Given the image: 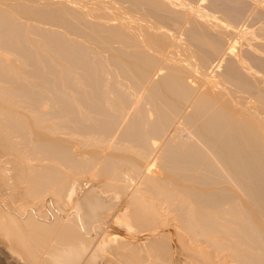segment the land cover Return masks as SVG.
<instances>
[{
    "label": "rangeland",
    "instance_id": "374dc122",
    "mask_svg": "<svg viewBox=\"0 0 264 264\" xmlns=\"http://www.w3.org/2000/svg\"><path fill=\"white\" fill-rule=\"evenodd\" d=\"M70 1V2H69ZM97 1V2H96ZM103 3H102V2ZM136 1V2H135ZM157 1H158V3H157ZM157 1H155V0H76V2H75V0L73 1V0H0V14L2 13V14H4L3 16L5 17L6 15H7V18H10V19H7V20H13V22L15 23H12L13 25L11 26L8 22H7V20H6V18H4V19H2V20H4L5 21V23L3 22V23H1V21H0V45H3V46H5V50L6 49H8L9 47V49L10 50H12L13 49V47L15 48V50L17 51V53H19L22 57H24V58H22L20 55V58H22V63L24 64V62L26 63L25 65H27V66H25V65H22L21 64V61H19L20 60V58L19 59H16V57L13 55V54H10V58H11V60H10V62L8 63H6V61H2L1 60V58H0V63L2 64V65H0L1 67H0V70L2 69V67L4 66V67H6L5 69H8L9 67H12V70H9L8 72H7V70H1L0 71V76H1V79H0V91H1V88H2V90H3V88L5 89V90H3V91H5V94H3V91L2 92H0V94H3V95H0V102H2V99H3V101H5L7 98L9 99V100H12L13 102L15 101V104H12V105H9L10 103L9 102H11V101H9V102H7V104H2V103H0V107L2 106L3 108L1 109L0 108V113H2L1 115L2 116H4L5 115V117H7V118H4V117H1L0 116V120H2V122H3V119H5L4 121L6 122L7 121V124H12V123H14V121L12 122V121H10V120H12V118H10V116L12 117L13 116V119H15V117H16V120H18V118L17 117H19L20 119V122H19V120L18 121H16L15 120V122L17 123H15V125L14 124H12L11 125V128H9V126L6 128L5 127V125L7 126V124L5 123V122H3V123H5V125L3 124H1L0 126H3L2 127V130L4 131H7L8 133H10L11 134V131H16L17 132V129H18V133L20 132V131H23V132H21V135H22V133H24L23 135H25L28 131H30L31 129V131L30 132H28L27 133V135L29 134V133H31V134H29V135H32V136H29L28 135V137H27V135L25 136V137H23V136H20L19 134H17L18 135V139H20V141H19V146L20 147H22L23 146V148H25V147H27L28 149L31 147V148H33V150L32 149H30V150H28V149H26V151L22 148V150H21V148L19 147V148H17L16 146H18V144L16 143V145H15V143H13L15 140H16V138L15 137H17V135H15V133L16 132H12V134L10 135L9 134V136H7V132H5V134H6V136H5V134L3 133V132H0V133H3V135L5 136V139H4V137L2 136V134H1V136H0V168H3V167H6V169H5V172H2V170L0 169V231L2 230V228L1 227H5V229H6V227H8L9 228V226L11 225V224H13V223H11L12 222V220H11V224L9 223V222H7V220H5V219H10V217L12 218L13 216L15 217L16 216V218H19L18 220H21V218L23 217V215L25 214V213H27V214H25L24 215V217L22 218V221L24 220V221H27V220H29V217H30V219H32L33 217V219H35L36 220V218L37 219H39V220H37L38 222L41 220V222H44L45 223V221H46V223H53L54 221H55V218L53 217L54 215H52L53 213H51V212H53V209H56V210H60V211H64L66 208L68 209V205L66 206V202H64V201H62V200H59V198L56 196V195H54L53 193H51L52 191H50V190H47V191H45L46 189L45 188H41V189H39L38 187H37V190H35V187L36 186H39V184L37 183V181L39 180H43V181H45V178H47L46 180H48L49 181V177L48 176H45V175H43L44 173H46L47 171H50V170H52V169H50V170H48L49 168H45L46 166L48 167H50V165H52L53 164V166H55V168H56V170L54 171V174L52 175L53 177H56V175H57V173L58 172H60L66 165L64 164V163H66L67 161H68V163H67V165L69 164L70 165V159H73V158H75L74 159V161L72 160L71 162H75L74 163V166L75 165H77V167L76 168H74L73 167V165L71 166L70 165V169H71V167H73L74 169H77L78 167V170L79 171H81V172H79L80 174H77L78 173V170H75V172H76V174L73 172L74 171V169L72 170H70L69 168L67 169V167H66V169L64 170V171H67V170H70L71 171V173L73 172V174L71 175V173L69 172V171H67L66 173H69L68 175L66 174V173H63V174H66L67 176H66V178H65V175H61V172L60 173H58V175H61V176H58L57 175V177H59V180H61V178L60 177H62V176H64V178L67 180V178H68V181H66V183L67 182H69V181H71V185L69 186V184L65 187L64 186V189L65 190H69L70 192L72 191L73 193H72V197L71 198H73V197H75L74 195H81L82 194V192H84L85 190H89L90 191V189H92L91 190V192L94 190L93 188H96L95 189V191L97 192V193H99L103 198H105V196H106V200L107 201H109L110 202V204H111V206H112V210L113 211H115V212H113L112 210H110L108 213V216H111V214L113 215V216H115V214L114 213H116V214H118V213H120L119 215H117V216H115V217H118V219L119 220H117V218H116V222H121V221H125V223H123V222H121V224H115L116 222H114V224H112L113 222L112 221H114L115 220V218L113 219H109V221L110 222H108L107 221V223H97V224H95L96 226H97V228H95V230L92 232L93 233V235H92V233H91V235H88V236H90V237H94V235H95V237L91 240L92 242H93V240H95L96 242L99 240H101L100 241V244L97 242H93V244H92V242H91V245H90V247L91 246H93V248H94V250H92V247H91V249H90V247H89V249H88V251L86 252V255L88 256V259L86 260V255L84 254L83 256H85V257H81L80 259H81V262L78 260V262H79V264L81 263V264H86L87 262H88V260L90 259L91 260V262H88L89 264H144L145 262H147L149 259V261H148V263L147 264H153V260H155L154 261V264H158V261H161L162 262V264H208L209 263V261H207L208 259H209V255H214V254H212V251L210 252V251H208V252H210L209 253V255H208V252H207V250H210V249H212V250H214L213 251V253L215 252V253H218V252H216V249H215V247L213 248H209L208 249V247H206V252H207V254L205 253V249H202V251H203V254H200V253H195V255L193 254H190V255H188L187 254V252H188V250H186V248H187V246H185V245H182L183 246V248H185L184 250H183V248H182V246L180 245V247H179V245H178V241H176L175 239H174V237H172V236H170V235H167V236H165V238H162L161 239V237L163 236V233H162V230H164L165 228L163 227L164 225L161 223L160 225H162V226H160L162 229H160V227H159V235L161 234L162 236H160V238H158V236H157V234L155 235L156 237H157V239H155L154 238V240H153V236H147V234L149 233V230H148V228H146L148 231H147V234H146V229H145V227H148V226H145L144 228H138V226H137V223L134 221V219H132V218H134V217H131L132 215L134 216V214L136 213V211H138L140 208L141 209H143V207H144V205L146 206V204H147V202L146 201H150V200H147V199H149V197L150 196H152L150 199H151V201L153 200V199H155V201L157 202V197H158V195H159V193H160V191H161V189L163 188H165L167 185H166V183L165 182H167V181H164L163 179H164V177H165V179H167L168 177L170 178V179H172L173 177H175V176H172L173 174H172V171L174 172V174H175V172L177 173V172H179V173H177V174H175V175H177L178 177H180V178H178L179 180L180 179H183V176L185 177V178H187V177H189V179H191V180H189V181H193V182H195L194 183V185H195V187H198V188H202V189H204V190H211V189H213V192H214V189H216L215 191L217 192L218 190V188H220V187H222V186H224L225 188H227V190L225 191L227 194H225V192L223 191V190H220V191H222V193L223 194H221L220 195V193L218 194V197H212V198H217L216 200V204L221 200L222 201V199H223V202H221V203H225V205L223 204V207H221L222 205H220V207H219V209L221 208V210H225V208L228 210H226L225 212H229V214H228V216L229 217H227L226 218V221H227V223H226V221H224L225 223H226V226H228L230 229L232 228H237V223L234 225V223H231L232 225L231 226H229L230 225V222H228V221H231V222H234V221H232L231 219H230V217L232 216V215H234V214H236V213H238L239 215H240V213H242V211L244 210V213H245V211H246V214H244V213H242L241 215H242V218H243V224L245 225L244 227L246 228H243V225H242V228L241 229H243L244 231L243 232H241V233H243L242 235H244V239H242V241L244 242H246V240L247 239H249V240H247L248 242L247 243H242L241 242V238H239V241H237V242H239L240 244L242 243L243 245H244V247H247L246 246V244H248V246L250 247V243H251V245L252 244H256V246H254V247H256V248H254L253 246H251L252 248H249V249H247V248H244V247H242L241 245H240V247H242V249L239 247V244H236L235 245V247H236V249H238L239 251H240V249L242 250V253L240 254V252H236V254H238L239 256H237V255H235V256H237L236 258L233 256L234 254L230 251V250H228V252H227V250H225V258H229L227 261H228V263L229 264H264V245L262 246V244H264V242H263V238H264V230H262L263 228H262V225H261V227L260 226H258V224L260 225V223L261 224H263L264 223V220H260V219H262V215H260V213H259V210L261 209V208H259V206H261L262 207V210H263V208H264V202H262V200L261 199H257L258 200V202H257V205H256V200L254 199V198H252V199H250L251 197H250V195H249V190H245L246 189V187L247 188H249L250 190H252L254 193H260V192H263V189H264V180L263 181H255V182H249V183H243L244 184V186H246L245 187V189L243 190V191H241V190H238V189H235L234 188V186H233V184L231 183V181L230 180H228L229 182H230V184L228 183V181H227V183H224V182H222L223 180L221 179V177L222 176H230L229 174H232L231 175V177L233 178V176L235 177V174L236 173H234V172H236L235 171V169L233 168V167H231V168H229V169H225V166H223L222 168H223V170L222 169H220V168H217V166H215L213 169H210V170H208V171H206V169H208V167H209V165L211 164V165H214L215 164V162L217 161L216 160V157L218 156V160H219V155H214V156H216L215 158H211V157H209L208 155H206L205 154V156H204V154H203V156L201 157V155H200V153L198 154L200 157H201V159H200V161H199V158H198V155H197V157H196V155L195 154H197V153H193V147H195V146H198V148L199 149H201L200 150V152L202 153V152H205V151H207V150H209V149H207L209 146L208 145H205V147H204V145H201V143L200 142H198V140H197V142H194V136H191V132H190V130H188L189 128L187 127V126H191L192 124H190L189 125V122H187L188 121V118L192 115H194V116H196L198 113H199V115H203L204 114V112L205 111H203L202 109H201V111L198 109H196L195 110V108H198V107H200L199 105L201 104V99L203 98V96H205V95H208V96H212L211 97V100H212V98H213V100L211 101V103L213 102V103H217V104H213V108L212 109H210L209 110V113L210 114H212V113H214V112H217V113H214V115L216 116V114H217V116H219L221 113H222V115L224 114V112L225 111H227V113L225 112V116H228V117H230L231 116V118H232V120L233 119H235V118H237V120H240L241 118V120L240 121H242L243 120V122H244V120H245V118L246 117H249L251 114H255V116H262V119H263V121H264V99L262 100V98H264V0H157ZM163 1V2H162ZM165 1H166V4H165ZM173 2V3H171V2ZM180 1H182V2H180ZM67 2V3H66ZM90 2V3H89ZM143 2H144V4H143ZM161 2V3H160ZM169 4H168V3ZM185 2V3H184ZM73 3V4H72ZM75 3V4H74ZM78 3V4H77ZM84 3V4H83ZM152 3V4H151ZM68 4V5H67ZM80 4V5H79ZM105 4V5H104ZM139 4H141V5H139ZM160 4V5H159ZM165 4V5H164ZM170 4L171 5H173L172 7L170 6ZM178 4V5H177ZM182 4V5H181ZM185 4V5H184ZM189 6H188V5ZM85 5V6H84ZM92 5V6H91ZM98 5H99V8H102V9H99V8H97L98 7ZM110 5V6H109ZM147 5V6H146ZM159 7H158V6ZM169 7H168V6ZM71 6H72V8H71ZM80 6V7H79ZM154 6V7H153ZM161 6V7H160ZM82 7H86L85 8V10L82 8ZM94 7V8H93ZM105 7V8H104ZM117 7V8H116ZM158 7V8H157ZM163 7V8H162ZM166 7V8H165ZM16 8V9H15ZM82 8V9H81ZM89 9V10H86V9ZM96 8V9H95ZM151 8V9H150ZM152 8L153 9H155V11H157L158 12V17H164L165 19H163V23L161 24V22L159 21V23L157 22V27L159 28L161 25H162V27H160V29L159 30H156V32L157 31H159V32H157V34H156V32H155V34L154 35H152V36H154L153 38H152V36H151V38L152 39H154L153 41L155 42H157V43H159V44H161L160 42H161V40H164V39H170L171 41V43H174V45H178V47H181L180 49L178 48V47H174V46H171V47H165L164 48V54L162 53V55L163 56H160L161 54H156V53H154L153 51H150V50H146L147 49V47H141L140 45H139V47H138V44H137V42H136V40H133V37L131 36V32H129V34H128V32L127 31H129L130 29H129V25H131V26H135L136 25V23L138 24V22H140L139 21V19H138V21H136L137 20V18L139 17H141V19H143L144 20V22H143V20H142V23H140L141 25H146V20H152V21H154L155 19L153 18V17H151V14H149V13H147V15L145 14L146 13V11L147 10H152ZM157 8V9H156ZM161 8V9H160ZM169 8V9H168ZM171 8V9H170ZM179 8H180V10H179ZM186 8H188V9H186ZM91 9V10H90ZM104 9V10H103ZM112 9V10H111ZM115 9V10H114ZM159 9V10H158ZM184 9H185V11H184ZM201 9V10H200ZM94 10V11H93ZM102 12H101V11ZM122 10H123V12H122ZM163 10V11H162ZM36 11V12H35ZM81 13H80V12ZM85 11H87V12H85ZM90 11L92 12H97V13H90ZM99 11V12H98ZM112 11H118V12H115V13H117V15L119 16V18H117V16H115L116 14L114 13V12H112ZM124 11L125 12H127V13H125L124 14ZM136 11V12H135ZM160 11V12H159ZM170 11V12H169ZM180 11H182V12H180ZM187 11V12H186ZM190 11V12H189ZM78 12V13H77ZM83 12V13H82ZM85 12V13H84ZM88 12H89V15H88ZM105 12L107 13V14H105ZM108 12H109V15H110V13H111V15H113V14H115L114 16H111V17H109V19H108V17L107 16H109L108 15ZM123 13L122 15H123V17H125L124 15H129V16H127V18L129 17V20L127 19H123V17H121L122 15H121V13ZM202 14V16H200L201 14ZM42 13V14H41ZM129 13V14H128ZM131 13V14H130ZM133 13V14H132ZM161 13V14H160ZM189 13H191V14H189ZM195 13V14H194ZM197 13H199V14H197ZM77 14H78V16H80V17H78L77 16ZM85 16H84V15ZM95 14V15H94ZM136 14V15H135ZM34 15V16H33ZM43 15V16H42ZM45 15V16H44ZM59 15V16H58ZM92 15V16H91ZM121 15V16H120ZM182 15V16H181ZM204 15V16H203ZM38 16V17H37ZM47 16V17H46ZM75 16V17H74ZM89 16V17H88ZM94 16V17H93ZM102 18H101V17ZM134 17L133 19H135L134 21H131L130 19H132L131 17ZM37 17V18H36ZM44 17V18H43ZM82 17V18H81ZM99 17V18H98ZM137 17V18H136ZM198 17V18H197ZM78 18V19H77ZM105 18V21L103 20ZM107 18V19H106ZM114 18V19H113ZM148 18V19H147ZM154 20H153V19ZM66 19V20H65ZM69 20V22L71 21V22H73L72 24H71V22L69 23H67V21ZM75 19V20H74ZM81 19V20H80ZM90 19H93V20H90ZM101 19V20H100ZM42 20V21H41ZM74 20V21H73ZM113 20V21H112ZM118 20H121V22L120 21H118ZM162 20V19H161ZM45 21H47V22H45ZM65 21H66V23H65ZM75 21H77V22H75ZM91 21V22H90ZM102 21H103V23H102ZM116 21H118L119 23H121L120 25H119V23L118 22H116ZM155 21H158V20H155ZM154 21V22H155ZM106 24H105V23ZM112 22V23H111ZM117 23V24H113V23ZM126 23L127 22V24L128 23H130V24H124V23ZM134 22H136L135 24H134ZM8 23V24H7ZM52 23V24H51ZM54 23V24H53ZM57 23V24H56ZM76 23V24H75ZM78 23V24H77ZM123 23V24H122ZM73 24L76 26V25H78V26H76V28L74 29L73 28ZM114 26H113V25ZM164 24V25H163ZM72 26V27H70V26ZM117 25H119L118 27H117ZM121 25H123L122 26V28L124 27V25H125V29H127V31L126 32H124V28L122 29V28H120V26ZM160 25V26H159ZM83 26V27H82ZM78 27V28H77ZM114 27H115V29H114ZM128 27V28H127ZM146 27V26H145ZM18 28V29H17ZM90 28V29H89ZM120 28V29H119ZM10 29V30H9ZM11 29H12V31H11ZM78 29H80V30H82V32H75V31H77ZM122 29V30H121ZM163 31H162V30ZM93 30V31H92ZM13 31H14V36H13ZM87 33H86V32ZM91 31V32H90ZM165 31V32H164ZM96 32V33H95ZM110 32V33H109ZM192 32V33H191ZM81 33V34H80ZM106 33V34H105ZM123 33V34H122ZM127 33V34H126ZM169 33V34H168ZM232 33V34H231ZM55 35V36H54ZM85 35V36H84ZM92 35V36H91ZM94 35V36H93ZM117 35V36H116ZM201 35V36H200ZM53 36V37H52ZM114 36V37H113ZM145 36H147V35H145ZM130 37V38H129ZM132 37V38H131ZM205 37V38H204ZM90 38V39H89ZM199 38H200V40H199ZM92 39V40H91ZM106 39V40H105ZM109 39V40H108ZM121 39V40H120ZM125 39V40H124ZM218 39H220V40H218ZM91 41V42H90ZM125 41V42H124ZM176 43H178V44H175V42ZM222 41V42H221ZM67 42V43H66ZM124 42V43H123ZM133 42V43H132ZM209 42V43H208ZM221 42V43H220ZM2 43V44H1ZM65 43V44H64ZM127 43V44H126ZM225 43V44H224ZM13 45V46H10V45ZM121 44V45H120ZM137 44V45H136ZM182 44V45H181ZM220 45V46H218V45ZM7 45H8V47H7ZM66 45V46H65ZM78 45V46H77ZM198 47H197V46ZM233 45V46H232ZM116 46H118L117 48H116ZM135 46H137V47H135ZM2 47V46H1ZM7 47V48H6ZM132 47V48H131ZM99 48V49H98ZM139 48H140V50H139ZM143 48V49H142ZM146 48V49H145ZM182 48H183V51H182ZM7 50V51H10V50ZM38 49V50H37ZM114 49V50H113ZM116 49L118 50V51H116ZM136 51H135V50ZM144 49H145V51H144ZM166 49V50H165ZM199 49V50H198ZM94 50H95V52H94ZM174 50V51H173ZM103 51H105V52H103ZM141 51H143V52H141ZM187 51H188V53H190V54H188L187 53ZM208 51V52H207ZM210 51V52H209ZM1 52V51H0ZM11 52V51H10ZM150 52V53H149ZM153 52V53H152ZM182 52H184V53H182ZM230 52V53H229ZM234 52V53H233ZM130 53V54H129ZM139 54V53H143V54H147V55H150L151 57H156L158 60H157V62H158V64H153L155 67H154V69H152L151 70V68L150 67H145V66H141V68H142V71H141V69H140V67H139V70H137V69H132V70H134L135 72H134V74L136 75V74H138V75H136L135 77H134V81H138L140 78H141V76H139V75H142V73H143V71L145 72V74L146 73H151V75L152 76H150V80H149V82H146L145 80H144V77L143 76H145V74L142 76L143 78H141L142 79V81H138L137 83L135 82V84H138L139 82V84L142 86V84H145L144 86V88H145V94H146V97H148V98H153V96H156V95H152L153 94V89L155 90H157V89H159V90H164L163 88H166V87H168L167 85H169L170 83H172L173 81H174V83H176V81H175V79H177V81H179V80H181V81H183V86H185V87H182V86H178V91H174V93L172 92H170L169 94H166V92H161V93H165L164 94V96H166L167 98L166 99H163L164 97L162 96V101H166L165 103H166V105L165 104H163V103H160V101L159 100H157V99H155V97H154V102H156V106H157V102H159V105L156 107V106H153L152 104H143V102H144V100H142L143 98L145 99L146 97H145V94L142 92V94L144 95H140L139 96V101H137V102H133V100L131 99V101H129V97L127 96L128 94H129V91L128 90H130L131 89V85H130V83L126 80V78L124 79V77H121L122 75V72H124V71H121L120 72V69L121 70H124L125 68L124 67H121V66H119V65H117V66H114V64H115V59L117 58V59H119L120 61H124V62H126V61H130L129 59H131L130 58V56L131 55H134V54ZM149 53V54H148ZM174 53H176V54H174ZM181 53V54H180ZM2 54V53H1ZM181 55V59H187L189 56H191L192 58L190 59V58H188V60H192V63H195L194 64V67H195V65H197L195 68L198 70H196V73H195V70H193L194 72H191V71H189V70H191L192 68L190 67V66H188V67H186L182 62H179V61H181L180 60V58H179V56L178 55ZM188 54V55H187ZM208 54H209V56H208ZM146 55V56H147ZM176 56L175 58H174V56ZM61 56H62V58H61ZM85 56V57H84ZM150 56H147V57H150ZM167 56V57H166ZM186 56V57H185ZM202 56V57H201ZM247 56V57H246ZM1 57V56H0ZM114 57H116L115 59H113L112 60V58H114ZM121 57V58H120ZM164 57V58H163ZM178 57V58H177ZM85 58V59H84ZM166 58V59H165ZM193 58H194V60H193ZM242 58V59H241ZM97 59H98V61H97ZM122 59V60H121ZM161 59V60H160ZM175 59V60H174ZM179 59V60H178ZM252 59V60H251ZM90 60H92V61H90ZM96 60V61H95ZM100 60V61H99ZM114 61L113 63H112V61ZM170 60V61H169ZM172 60V61H171ZM174 60V61H173ZM2 61V62H1ZM28 63H27V62ZM132 61V60H131ZM162 61V62H161ZM180 63H178V62ZM194 61V62H193ZM196 61V62H195ZM96 62V63H95ZM168 62V63H167ZM260 62H262V63H260ZM91 63V64H90ZM160 63V64H159ZM175 63H176V65H175ZM4 64V65H3ZM96 64V65H95ZM99 65V68H98V65ZM105 64H106V66H105ZM183 64V65H182ZM238 64V65H237ZM256 64V65H255ZM9 65V66H8ZM11 65V66H10ZM92 65V66H91ZM95 65V66H94ZM108 65V66H107ZM156 65H157V69H156ZM253 65V66H252ZM8 66V67H7ZM179 66V67H178ZM86 67V68H85ZM96 67V68H95ZM101 67V68H100ZM108 67V68H107ZM161 67V68H160ZM182 67V68H181ZM191 69H190V68ZM193 67V68H194ZM201 69H200V68ZM221 67V68H220ZM21 69V68H23V72L22 73H24V74H22V73H19L20 72V70H19V72L17 71L18 69ZM55 68V69H54ZM109 69L108 71H107V69ZM150 68V69H149ZM153 68V67H152ZM194 68V69H195ZM209 68V69H208ZM58 69H60V70H58ZM83 69V70H82ZM88 69V70H87ZM172 69V70H171ZM181 69V70H180ZM262 69V70H261ZM128 70H130L129 68H128ZM148 70V71H147ZM188 70V71H187ZM200 70L202 71V72H204L203 74V76H202V72H201V75H199V76H197L199 73H200ZM219 70V71H218ZM239 70V71H238ZM242 70H245V71H242ZM254 70V71H253ZM4 71H5V76L4 75H2L3 73H4ZM11 71V72H10ZM76 71L77 72H81L82 73V75L84 76H82L83 77V85H82V87H80L82 90H84L82 93L85 95V92L86 93H88V91H89V89H90V91H89V93L87 94L88 95V98H87V95H81L82 97H84V98H82L81 97V100H82V102H84L83 104H84V106H86V107H84V109L86 108L87 110L89 109V108H91L93 105H95V103H96V105L95 106H93V108H91V109H89V111H94L95 109H98V108H100V106H101V109H105V107H106V105H103L102 103H104V101H106L105 100V98H108L110 101H111V103H113V104H117L118 105V103L119 104H121L120 102H122V104L123 105H125V107L121 104V107L123 108V109H128L127 107H129V109L126 111V113H125V116H123L122 115V117H123V119H124V117H125V121L124 120H118L119 122V124L118 125H115L114 126V124H113V126L111 127V129L109 128L108 130H106V128L104 127L105 125L104 124H109L108 126H111V122H112V120H111V116H114L113 114H112V109L109 107V109H110V111H112V112H109L108 111V113H105L104 111H106V110H108V109H106V110H102L103 111V113H104V116H103V114H96V112L95 113H93V112H86L85 114H87L86 116L88 117V115H90V118H92L91 116H94L95 115V117H97V119H94V118H92V121H94V120H97V122H100V123H98V124H101V125H104L103 127L102 126H94L93 128L91 127L92 125H90L91 124V122H90V124H88L87 122V124L88 125H86V123H84L85 121L84 120H81V122L80 123H78L80 120H78V122H77V125L79 126V124H80V127L79 128H76L77 126H76V123H74V121L72 120V116H74L75 117V115L77 114L75 111L76 110H74V112H71L72 110H71V108H70V112L72 113L71 115H70V112H68L67 111V117H72L71 119H67L68 121H67V123L70 121L71 122V124H73L74 123V127H72L69 123V125L67 124V123H65V127H66V129L68 128L69 129V131H70V129H81V131L82 132H87L86 134L85 133H82V134H78L79 135V137L78 136H76L77 134H75V135H73V132L75 133V132H77L76 130L75 131H72L71 130V132H69L68 130H66L63 126H60V123H61V121L60 122H57V121H59V120H57V119H59V118H57L56 120V122H54V120L55 119H52V121L51 122H53V123H50V122H46V120L44 121L43 120V116L45 117V115H46V113L47 114H49V115H47V117H50V115L51 116H53L54 115V113H59V110H57L56 111V109L58 108L59 109V107H55V106H58V105H61V104H63V102L65 101V99L64 98H62V96L64 95V93H63V91L66 89L67 90V87H66V84H67V86H68V83L69 84H71L70 82H66V81H70V78L69 77H71V75H73L74 77H77L78 78V76H80V74L81 73H76ZM90 71V72H89ZM98 71V72H97ZM151 71V72H150ZM177 71H178V73H177ZM182 71V72H181ZM238 71V72H237ZM247 71H250V73H248ZM253 71V72H252ZM256 71V72H255ZM260 71V72H259ZM6 72H7V74H8V76L6 75ZM10 72V73H9ZM52 72H54V73H52ZM190 72V73H189ZM198 72V73H197ZM229 72H233L232 73V75L234 74H236L235 75V77H232L231 76V78L230 77H228L229 75H228V73ZM247 73V74H245V73ZM60 73V74H59ZM77 74V76H76V74ZM93 73V74H92ZM94 73L96 74L95 76H94ZM105 74V76L104 75H102V74ZM113 75H112V74ZM115 73V74H114ZM119 73V74H118ZM153 73V74H152ZM171 73V74H170ZM192 73H195V74H197V75H195V76H191L192 75ZM258 75H257V74ZM262 73V74H261ZM88 76H87V75ZM90 74H91V76H90ZM98 74H99V78H98ZM100 74H101V76H100ZM178 74V75H177ZM179 74H180V76H179ZM239 74V75H238ZM249 74H250V76H249ZM253 74H254V76H253ZM256 74V75H255ZM27 75H29L28 77H26ZM116 75V77H117V82H119L120 83V81H121V85L119 84V83H114V85L112 84L113 82V80H115V78H112L111 76H115ZM133 75V74H132ZM194 75V74H193ZM242 75V76H241ZM3 76V77H2ZM7 76V78L6 79H2V78H4V77H6ZM58 76V77H57ZM68 76V77H67ZM87 76V77H86ZM103 76V77H102ZM134 76V75H133ZM253 76V77H252ZM81 77V78H82ZM119 77V78H118ZM120 77H121V79H120ZM138 77V79H136ZM236 77H238L239 78V80H240V82L239 83H241V84H239V83H237V80L234 82L233 80V78H236ZM256 77V78H255ZM258 77V78H257ZM23 79V84L24 85H22V82L20 83L19 81H21L20 79ZM64 78V79H63ZM90 78V79H89ZM170 78V79H169ZM174 80H173V79ZM180 78V79H179ZM205 80H204V79ZM241 78V79H240ZM262 78V79H261ZM7 79H8V81H7ZM92 79H93V81H92ZM102 81H101V80ZM112 79V81H110V80ZM164 79V80H163ZM198 79V80H197ZM200 79H201V81L202 82H200ZM233 79V80H232ZM247 79V80H246ZM256 79H257V81H256ZM6 80V81H5ZM61 80V81H60ZM63 80V81H62ZM89 80V81H88ZM97 80H99L100 82H98ZM119 80V81H118ZM195 80V81H194ZM242 80V81H241ZM5 81V82H4ZM11 81V82H10ZM116 81V80H115ZM145 81V82H144ZM170 81V82H169ZM187 81V82H186ZM230 81V82H229ZM245 81V82H244ZM253 81V82H252ZM87 82V83H86ZM108 82H111L110 84H108ZM123 82V83H122ZM141 82H142V84H141ZM232 82V83H231ZM255 82V83H254ZM9 85H8V84ZM64 83H65V85H64ZM89 83V84H88ZM103 83V84H102ZM105 83V84H104ZM106 83H107V86H106ZM154 83V84H153ZM187 83V84H186ZM197 83V84H196ZM233 83H235V84H233ZM243 83H245V84H243ZM246 83H247V86H246ZM251 83V84H250ZM11 84V85H10ZM63 84V85H62ZM73 84V83H72ZM90 87H88L87 85ZM218 84H219V86H218ZM61 85V86H60ZM74 85V84H73ZM108 85H109V87H111L112 88V86H113V89H112V91L109 89V88H105V87H108ZM115 85H116V87H115ZM118 85V86H117ZM121 87H120V86ZM123 85L125 86V87H123ZM164 85V86H163ZM171 85V84H170ZM239 85V86H238ZM60 86V87H59ZM71 86V85H70ZM146 86H147V89L149 90H152V93L151 92H149V91H147L146 90ZM151 86V87H150ZM160 86V87H159ZM172 86V85H171ZM240 86H241V88H240ZM250 86V87H249ZM62 87V88H61ZM76 87H78V86H76ZM86 87V88H85ZM119 87V88H118ZM128 87V88H127ZM170 87V86H169ZM248 87V88H247ZM61 88V89H60ZM94 88H97V89H94ZM116 88H118L119 89V91H118V89H116ZM121 88H122V92H121ZM124 88H126V90H124ZM162 88V89H161ZM236 88V89H235ZM250 88V89H249ZM85 89L87 90V91H85ZM110 91H109V90ZM128 89V90H127ZM181 89V90H180ZM207 89V90H206ZM247 89V91H245ZM61 90H63V91H61ZM95 90V91H94ZM115 90V91H114ZM124 90V91H123ZM176 90V89H175ZM191 90V91H190ZM221 90V91H220ZM244 90V91H243ZM27 91V92H26ZM91 91H92V93H91ZM99 91V92H98ZM102 91V92H101ZM107 91H108V94H109V97H105V96H107L108 94H107ZM128 92V94H127V92ZM131 91V90H130ZM180 91H181V93H180ZM195 91V92H194ZM219 91H220V93H219ZM248 91H250V92H248ZM254 91V92H253ZM13 92H15V94H13ZM19 93V95H18V93ZM28 94H26V93ZM28 92H30V94L28 93ZM96 92H98L97 94H96ZM104 92H106V93H104ZM110 92V93H109ZM113 93V95L115 94L116 95V98L115 97H113L111 94ZM124 92H126V94H124ZM159 92V91H158ZM183 92V93H182ZM184 92H188V93H190V97H189V99L188 100H181V95H183L184 94ZM210 92V93H209ZM237 92V93H236ZM255 92H256V95H255ZM16 93H17V95H16ZM102 93H104L103 95H101V96H103V98H101V96H97V95H100V94H102ZM188 93H187V95H188ZM254 93V94H253ZM257 93H258V95H257ZM61 94H63V95H61ZM94 96H93V95ZM106 94V95H105ZM118 94V95H117ZM123 96H122V95ZM147 94H148V96H147ZM162 94V95H163ZM180 94V95H179ZM261 94V95H260ZM7 96V97H5V96ZM10 95V96H9ZM114 95V96H115ZM150 95V96H149ZM152 95V96H151ZM254 95V96H253ZM263 95V96H262ZM5 97V99H4V97ZM18 96H20V97H18ZM25 96H28V97H25ZM95 96L96 97H98L97 99L95 98ZM120 96H122V97H120ZM126 96V97H125ZM10 97V98H9ZM12 97H14V98H12ZM64 97V96H63ZM100 97V98H99ZM121 99H119V98ZM170 98V101H168L169 100V98ZM180 97V98H179ZM199 97V98H198ZM218 99H217V98ZM219 97H220V99H219ZM240 97V98H239ZM254 99H253V98ZM22 98L25 100H22ZM111 98V99H110ZM119 100H118V99ZM126 98H129V99H126ZM157 98V97H156ZM161 98V97H160ZM159 97H158V99H160ZM215 98V99H214ZM222 98V99H221ZM248 98V99H247ZM8 99L6 100V101H8ZM26 99H27V101H26ZM90 99V100H89ZM95 99V100H94ZM124 99H126V103H125V101H124ZM176 102L178 99L180 100V103H181V106H180V110H179V114H176V116L175 115H170L171 114V112H169L171 109H170V104H171V102L173 101V100ZM217 99V100H216ZM20 100V101H19ZM93 100V101H92ZM99 100V101H98ZM115 100V101H114ZM128 100V101H127ZM224 100V101H223ZM247 100V101H246ZM5 101V102H6ZM26 103H28V105H26L24 102ZM94 102V103H92V102ZM101 101V102H100ZM110 101H108V102H110ZM118 101V102H117ZM142 101V102H141ZM173 101V102H174ZM182 101H183V103H182ZM185 101V102H184ZM210 101H209V103H210ZM242 101V102H241ZM4 102V103H5ZM44 102H47L48 104H43L42 105V103H44ZM52 103V105H51V103ZM133 102V103H132ZM219 102V103H218ZM222 102V103H221ZM235 102V103H234ZM12 103V102H11ZM89 103V104H88ZM106 103V102H105ZM104 103V104H105ZM129 103V104H128ZM131 103H132V106H131ZM138 103V104H137ZM197 103H199V104H197ZM210 103V104H211ZM224 103V104H223ZM31 104V105H30ZM57 104V105H56ZM86 104V105H85ZM139 104H140V106H139ZM153 104H155V103H153ZM183 104H184V106H183ZM220 104V105H219ZM223 104V105H222ZM9 105V106H8ZM53 106L54 105V107L52 108V109H55L53 112L54 113H52L51 111H50V107L51 106ZM64 105H65V107L66 108H69L68 107V105H67V103H65L64 102ZM87 105H89V106H87ZM98 105V106H97ZM133 105H135L134 107H133ZM193 105V106H192ZM215 105V106H214ZM28 108H27V107ZM105 106V107H104ZM118 106H120V105H118ZM131 106V107H130ZM83 107V106H82ZM96 107H98V108H96ZM147 107V108H146ZM156 107V108H155ZM160 107V108H159ZM229 107H231V108H229ZM65 108V110H69V109H66ZM106 108H108V105H107V107ZM121 108V109H122ZM131 108V109H130ZM169 108V109H168ZM182 108V109H181ZM220 108V109H219ZM223 108H225L224 109V112L223 111H221V109L223 110ZM5 109H8V110H10L11 111V113H12V115L10 114V116H9V118H8V113H10L8 110H5ZM32 109V110H31ZM82 109V108H81ZM94 109V110H93ZM143 109V112L144 113H141L142 114V117H144L143 119L146 121V122H148L147 123V126L148 127H150V126H152L153 124H157V122L159 123V122H161V123H163L162 122V120H165L164 121V125L162 124L161 126H164V127H167L166 129L168 130V133H167V130H166V132H164V134H163V136H162V138H161V140H160V147L158 146V148H156V149H151L152 150V155H151V151H149L147 154L150 156H147L146 154L144 155L142 152H144V151H140V152H137V150L139 151L140 149H137L138 147H132V146H134L135 145V143H133V142H135V138H133V139H135V140H133V144L134 145H132V143L129 141V140H131L129 137L130 136H128L129 135V133L131 134L132 133V136H133V133L135 132V130L137 131V127L139 128L140 126H138L137 124H135L136 123V121L138 122V120H136L135 119V117H138V114H140V112H142L141 110ZM147 109H152V110H154V111H157V114H155L156 112H154V114H152V112H150V115L148 116V112H147ZM131 110V111H130ZM134 110V111H133ZM138 110V111H137ZM196 111V114H195V111ZM231 112H230V111ZM245 110V111H244ZM247 110V111H246ZM4 113H3V112ZM6 111H7V114H6ZM64 111V110H63ZM84 111H86V110H84ZM95 111H97V112H100L99 111V109L98 110H95ZM101 111V112H102ZM145 111L147 112L146 114H145ZM164 111V112H163ZM199 111V112H198ZM213 111V112H212ZM259 111V112H258ZM66 112V111H65ZM64 112V113H65ZM115 112V111H114ZM128 112V113H127ZM192 112H194V113H192ZM243 112V113H242ZM247 112H248V114H247ZM254 112V113H253ZM63 113V117H65V114ZM158 113H159V115L160 116H170V121L167 119L166 120V118H161L160 119V116H158ZM163 113V114H162ZM191 113V114H190ZM228 113H230V114H228ZM232 113H234V114H232ZM236 113V114H235ZM242 113V114H241ZM105 114H107V115H105ZM112 114V115H111ZM116 114H118V115H120V113H119V111H118V113L116 112ZM123 114H124V112H123ZM130 114V115H129ZM227 114V115H226ZM250 114V115H249ZM60 116L62 115V114H59ZM99 115H100V117H99ZM111 115V116H110ZM144 115V116H143ZM232 115L234 116V118L232 117ZM243 115V116H242ZM247 115V116H246ZM249 115V116H248ZM38 116H41V117H38ZM102 116H103V118H104V120H102ZM106 116V117H105ZM121 116V115H120ZM119 116V117H120ZM126 116H127V118H126ZM189 116V117H188ZM242 116V117H241ZM118 117V116H117ZM159 117V118H158ZM251 117H252V115H251ZM3 118V119H2ZM39 118H41V120H42V122L40 121L39 122ZM89 118V119H90ZM107 118H110L109 120H107ZM187 120H186V119ZM230 118V119H231ZM244 118V119H243ZM258 118H260V120H262L261 119V117H258ZM7 119V120H6ZM22 119V120H21ZM75 119V118H74ZM89 119H88V121H89ZM94 119V120H93ZM106 119V120H105ZM149 119V120H148ZM171 119H173L172 121H171ZM175 119H176V121H175ZM247 119V118H246ZM9 120V121H8ZM28 120V122H26ZM36 120H37V122H36ZM50 119L48 118V121H49ZM60 120H62V121H64L63 119H62V117L60 118ZM66 120V119H65ZM102 122H101V121ZM111 120V121H110ZM155 120H158L157 122L155 121ZM178 120V121H177ZM186 120V121H185ZM32 121H34V122H32ZM83 121V122H82ZM91 121V120H90ZM127 121V122H126ZM134 121H135V123H134ZM23 122H25V125H26V123H28L27 125L28 126H30V123L32 124L31 126H30V128L28 129V127H26L24 124H22ZM65 122V121H64ZM76 122V121H75ZM96 122V121H95ZM107 122V123H106ZM114 122V121H113ZM123 122V123H122ZM131 122V123H130ZM169 122V123H168ZM176 122V123H175ZM246 122V121H245ZM1 123V122H0ZM19 123H21V124H19ZM93 123V122H92ZM120 123H122V124H120ZM132 123H134V124H132ZM171 123V124H170ZM186 123H187V125H186ZM262 123H264V122H262ZM62 124H63V122H62ZM81 124H85L83 127H82V125ZM97 124V125H98ZM126 124V125H125ZM176 124V125H175ZM14 125V126H13ZM68 125V126H67ZM95 125H96V123H95ZM121 125V126H120ZM136 125V126H135ZM168 125V126H167ZM174 125H175V127H174ZM180 125H182V126H180ZM71 126V127H70ZM89 126H90V130L88 129L89 128ZM117 126H119V128H116ZM171 126V127H170ZM184 126H186V127H184ZM4 127H5V129H4ZM97 127V128H96ZM114 127V128H113ZM129 128V129H131V131L130 130H127L126 128ZM192 127V126H191ZM191 127H190V129H191ZM9 128V129H8ZM41 129V130H39V129ZM65 130H64V129ZM122 128H124L123 130H122ZM133 128H135L134 130H133ZM170 128V129H169ZM174 128H175V131H174ZM193 128H194V126H193ZM0 129H1V127H0ZM6 129H8V130H6ZM19 129H21L20 131H19ZM36 130V132H35V130ZM84 129H86L87 131H85ZM114 129H115V131H118V133L117 132H114ZM117 129V130H116ZM178 131H177V130ZM228 129H229V127H228ZM228 129H226L225 131H223L221 134H223L222 136L224 137V136H226V138L225 139H227V137H228V135L230 136L232 133H234L233 131H235V130H233V129H231L230 131L228 130ZM2 130H0V131H2ZM34 130V131H33ZM40 132H38V131ZM51 130H54V131H52L51 132ZM60 130H62L63 132L61 133H59V131ZM84 130V131H83ZM140 130V129H139ZM138 130V131H139ZM145 130V129H144ZM147 130H148V128H147ZM171 130V131H170ZM26 133H25V132ZM43 131L46 133H43ZM49 131V132H48ZM64 131H68L69 133H65ZM106 131H107V133H106ZM120 131V132H119ZM129 132L128 133V135H127V133H125V132ZM133 131V132H132ZM137 131V132H138ZM210 130H208V132H209ZM232 131V132H231ZM35 134H33V133ZM41 132H42V134H41ZM47 132H48V134H47ZM57 132V133H56ZM78 132H80V130H78ZM124 132V133H123ZM139 132H141V131H139ZM38 133V134H37ZM55 133V134H54ZM65 133V134H64ZM71 133V135H69ZM81 133V132H80ZM93 133H95V134H93ZM105 133H106V135H107V139L108 140H106V138H105V140L104 139H100L99 140V138H101L102 136H106L105 135ZM118 134V135H115V134ZM210 133H213V132H210ZM231 133V134H230ZM235 133H237V132H235ZM13 134H14V141L12 142V140H10V139H13L12 138V136H13ZM40 134V135H39ZM89 134V135H88ZM110 134V135H109ZM112 134H114V135H112ZM120 134H121V136H120ZM126 135V136H128V137H126V139L128 140V144L130 145V146H128V145H126V142L124 143L123 141L124 140H122V139H118V141H117V138L119 137H121L122 138V135ZM139 134V133H138ZM167 134V135H166ZM169 134V135H168ZM174 134V135H173ZM220 134V135H221ZM36 135H37V137H36ZM42 135V136H41ZM50 138H53L51 141H53L52 143H50L51 141L49 140V138L47 137V136ZM81 135V136H80ZM123 135V136H124ZM135 135H137V134H135ZM10 136H11V138H10ZM20 136V137H19ZM34 136V137H33ZM39 136H41V137H39ZM71 136V137H70ZM87 136H89V137H87ZM112 136V137H111ZM113 136H114V138H113ZM117 138H116V137ZM250 136V135H249ZM248 136V137H249ZM252 136V135H251ZM250 136V139H255V138H257V137H255V138H253V137H251ZM8 138V140H7V138ZM39 137V138H38ZM74 137V138H73ZM77 137V138H76ZM82 137V138H81ZM84 137H87L88 139H90V140H87V138H85V141H84ZM111 137V138H110ZM134 137V136H133ZM26 140H25V139ZM31 138V139H30ZM38 138V139H37ZM44 138V139H43ZM48 138V139H47ZM50 138V139H51ZM57 139V140H54V139ZM98 139V141H96L97 139ZM110 138V139H109ZM132 138V137H131ZM137 138V137H136ZM172 138V139H171ZM26 141V143H24L25 141ZM27 139H29V140H31V143L33 142L34 143V145H33V143L32 144H30V145H33V146H29L27 143H28V141H27ZM42 139V140H41ZM82 139H83V141H82ZM94 139V140H93ZM113 139V140H112ZM114 139H116V140H114ZM37 140V141H36ZM44 140V141H43ZM46 140V141H45ZM63 140H66V141H63ZM80 140V141H79ZM105 141L104 143H103V145L101 144L102 143V141ZM120 140V141H119ZM252 140H250V144H248V142H246L247 144H248V147L249 148H254L256 145V150H259L260 152H261V154H262V152L264 153V143L262 144V142L259 140L258 142H261L260 144L259 143H257V140H256V144H254L253 142H252ZM40 141V143H42V142H46V143H48V145L45 147L44 146V148H48L49 149V147L51 146L52 147V144H55V145H61V144H56V143H54V141L56 142V141H58V142H60V141H62L63 142V145L61 146L62 148L64 147H66L65 149L67 150V148L69 149L68 151H70L69 153H70V155H69V153H67V152H64L65 154L67 153L68 155H69V160H64V162H63V155L64 154H61V155H58V156H60V157H58L56 154H58L57 152H59V151H57L56 150V153H55V149L56 148H59V150H61L60 149V146H58V147H56L55 146V148L54 147H50V149H52L54 152H52V150H51V153H50V149H49V151H45V149L42 147L43 146V144H42V146H40L39 145V142ZM48 141V142H47ZM101 141V142H100ZM107 141V142H106ZM108 141H111V142H108ZM137 141V140H136ZM172 141V142H171ZM187 141V142H186ZM247 141V140H246ZM249 141V140H248ZM17 142V141H16ZM38 143V144H35V143ZM57 142V143H58ZM68 142V143H67ZM71 142V143H70ZM79 142V143H78ZM100 142V143H99ZM165 142V143H164ZM245 142V141H244ZM255 142V141H254ZM9 143V144H8ZM14 145H13V144ZM20 143L22 144V145H20ZM61 143V142H60ZM81 143H82V145H81ZM84 143H85V145H84ZM88 145H87V144ZM107 143H109V145L107 144ZM197 143H199V144H197ZM243 143V142H242ZM246 143H243V144H245V145H247ZM95 144H97V147H96V145ZM102 145V146H100V145ZM105 144V145H104ZM107 144V145H106ZM111 144V145H110ZM122 144V145H121ZM124 144V145H123ZM168 144V145H167ZM174 144V145H173ZM176 144L179 146L180 145V148L181 149H184V147L186 148H188L187 149V153H188V151H189V154H190V152L192 153V154H194V156L192 155V154H187V156L189 155L190 157L192 156L193 158H194V160H198L197 162H196V164H194V165H196L197 167H201V169L199 168V170H195V171H193L191 168H197V167H191V163L189 162L190 160L191 161H193L192 159H190V157L188 156V160L189 161H187V163H190V165H187V167L188 166H190L191 168H189V170L188 171H185V170H187V169H185L184 170V167L183 166H186L184 163V161L185 160H187V159H185V156H182V157H184V161H183V158H182V160H180V158L178 159V160H180V161H178L177 159H175V155H174V158H173V156L171 155L172 154V152L173 151H171V152H169V151H167V148L168 147H173V146H176ZM255 145V146H252V145ZM261 144H262V146H261ZM27 145V146H26ZM35 145H38V146H40V148L39 147H37V146H35ZM44 145H46V144H44ZM182 145V146H181ZM250 145V146H249ZM6 146V147H5ZM8 146H10L11 148H9L8 149ZM49 146V147H48ZM54 146V145H53ZM72 146V147H71ZM83 146V147H82ZM108 146V147H107ZM122 146H123V148H122ZM126 146V147H125ZM192 147V151L190 150V147ZM199 146H201V147H199ZM208 146V147H207ZM35 147H37V148H39L40 149V151H39V149H37L36 148V150H34V148ZM76 147H79L78 149H80V150H77V148ZM101 147H102V149H101ZM131 147V148H130ZM162 147V148H161ZM171 147V148H172ZM261 147V148H260ZM263 147V148H262ZM6 148V149H5ZM41 148H42V150H43V153H41ZM72 150H71V149ZM73 148H75V149H73ZM117 148V149H116ZM121 148V149H120ZM125 148H127L126 150H124ZM128 148H130L129 150H128ZM136 148V149H135ZM210 148V147H209ZM255 148L254 149H251L252 150V152L254 153V151L253 150H255ZM6 151H5V150ZM8 149V150H7ZM18 149H20L19 151H18ZM168 149H170V148H168ZM203 149H205V150H203ZM211 149V148H210ZM30 151L29 153H27L28 151ZM39 152H38V151ZM115 152H114V151ZM155 150V151H154ZM160 150V151H159ZM186 150V149H185ZM224 150V152H225V149H223ZM255 150V151H256ZM263 150V151H262ZM23 151L24 152H26L27 154H25V155H27L29 158H25L26 159V162H25V159L23 158V155L24 154H22L23 153ZM31 151H34V152H31ZM61 151H63V150H61ZM61 151L59 152V153H61ZM82 153H81V152ZM121 151H123V152H121ZM250 151V150H249ZM249 151H248V153H249ZM259 151H258V154L256 153V155H260V153H259ZM37 152L39 153L38 155H37ZM45 152H48V153H46V154H48V158H50L51 156H53L52 154L53 153H55L54 155L55 156H57L58 158H57V160L59 161H56L57 163H55V161L54 160H56V159H54V160H52V162L53 163H50L48 160H47V157H46V155L44 154ZM76 152V153H75ZM112 152V153H111ZM186 152V151H185ZM184 152V150H183V153H185ZM251 152V151H250ZM32 153V154H31ZM75 153V154H74ZM97 153V154H96ZM102 153V154H101ZM141 153H142V155H144V156H142L141 155ZM145 153H146V151H145ZM168 153H171V154H168ZM181 153V151H179L178 152V155ZM182 153V154H183ZM35 154V155H34ZM43 154V155H42ZM66 154V155H67ZM71 154H73V155H71ZM136 154H138V155H136ZM162 154V155H161ZM186 154V153H185ZM252 154V153H251ZM40 155H42L41 157H39ZM45 155V160H43V156ZM66 155H64V157L66 156ZM99 155H100V157H99ZM115 155V156H114ZM164 155H171V156H168L167 158H166V156H164ZM248 155H250V154H248ZM21 156V157H20ZM34 156H37V157H34L35 159L33 160V157ZM54 156V157H55ZM61 156H62V158H61ZM103 156V157H102ZM107 156V157H106ZM118 156V157H117ZM136 156V157H135ZM141 156V157H140ZM206 156H208V157H206ZM221 156V155H220ZM224 155H222V159H224V157H223ZM251 156L252 155H250V158H251ZM15 157V158H14ZM41 158V159H39V158ZM67 157V159H68V156H66ZM73 157V158H72ZM120 157V158H119ZM134 157H135V159H134ZM161 157V158H160ZM171 157H172V159H173V161H170L171 160ZM177 157V156H176ZM179 157V156H178ZM177 157V158H178ZM206 157V158H205ZM253 157V156H252ZM38 158V159H37ZM56 158V157H55ZM116 160H115V159ZM122 158V159H121ZM130 158V159H129ZM132 158V159H131ZM149 158H150V160H149ZM156 158V159H155ZM164 160H163V159ZM169 158V159H168ZM195 158H197V159H195ZM261 158H264V156L262 157L261 156ZM261 158L260 159H256V160H260V161H262L259 165L257 164L256 165V169H258V166H260L259 167V171H258V173H260L261 175H264L263 173H264V166L262 165V164H264V159H262L261 160ZM110 159V160H109ZM144 159V160H143ZM169 161H168V160ZM174 159H175V161H174ZM206 161V163H205V161ZM19 160V161H18ZM37 160H39V161H37ZM47 160V161H46ZM108 160V161H107ZM117 160H119V161H117ZM122 160H124V161H122ZM125 160H127V162L125 161ZM134 160V161H133ZM141 160V161H140ZM160 160V161H159ZM202 160H203V162H202ZM210 160H211V162H210ZM41 161V162H40ZM112 161V162H111ZM122 161V162H121ZM167 161V162H166ZM178 161V163H176L175 164V162H177ZM215 161V162H214ZM259 161V162H260ZM119 162V165L117 164ZM124 162V163H123ZM132 162V164H134V165H132L131 166V164L130 163ZM134 162V163H133ZM152 162H154L155 163V165H156V167L154 166V167H151V169H150V173H149V170H146L147 169V165L148 164H150V163H152ZM166 162V163H165ZM180 162H181V164H180ZM183 162V163H182ZM193 162H195V161H193ZM199 162V163H198ZM207 162H209V164L207 163ZM48 163H50V165L48 164ZM78 163V164H77ZM110 165H109V164ZM116 163V164H115ZM126 163H128V164H126ZM163 163V164H162ZM170 163V164H169ZM186 163V164H187ZM37 164V165H36ZM113 164H115V169H113ZM130 164V165H129ZM138 164V165H137ZM146 164V165H145ZM180 164V165H179ZM207 164V165H206ZM61 167H60V166ZM121 165H122V167H121ZM169 165V166H168ZM176 165V167H174ZM179 165V166H178ZM194 165H192V166H194ZM201 165V166H200ZM215 165H217V163L215 164ZM52 166V167H53ZM130 166V167H129ZM138 167V168H135V167ZM173 166V167H172ZM180 167L179 168V170L181 171H179V170H177V168L178 167ZM41 167V168H40ZM44 167V168H43ZM52 167H50V168H52ZM57 167H59L61 170H59V168H58V172H56L57 171ZM82 167V168H81ZM103 167V168H102ZM117 167V168H116ZM161 167V168H160ZM163 167V168H162ZM183 167V168H182ZM186 167V168H187ZM202 167H203V171H202ZM204 167L206 168L205 170H204ZM37 168H40V170L38 169L37 170ZM43 168V169H42ZM54 168V169H55ZM87 168V169H86ZM108 168V169H107ZM135 168V169H134ZM140 168V169H139ZM156 168V169H155ZM168 168V169H167ZM176 170H175V169ZM182 168V169H181ZM226 168H228V167H226ZM53 169V170H54ZM86 169V170H85ZM111 169H113V170H111ZM162 169V170H161ZM164 169V170H163ZM173 169V170H172ZM191 169V170H190ZM198 169V168H197ZM234 169V170H233ZM42 170L43 171H45V170H47L46 172H42ZM85 172H84V171ZM217 170V171H216ZM219 170H221V171H219ZM262 170V171H261ZM40 171V172H39ZM63 171V172H64ZM95 171H97V172H95ZM99 171H100V173H99ZM117 171V172H116ZM125 171H128V173H126ZM132 171H134L133 173H132ZM152 171V172H151ZM158 171H159V173H158ZM163 171V172H162ZM191 171H193L192 173H196V174H192V173H190ZM205 171V172H204ZM223 171V172H222ZM227 173H226V172ZM231 173H230V172ZM112 172V173H111ZM131 173V175H130V173ZM137 173V175H136V173ZM161 172V173H160ZM211 172V173H210ZM217 172H219V173H217ZM263 172V173H262ZM24 173V174H23ZM34 173V174H33ZM36 173H38V174H36ZM39 173H42V175L41 174H39ZM83 173V174H82ZM85 173H86V175H85ZM90 173V174H89ZM114 173V174H113ZM122 173V175H120V174ZM168 173H170V174H172L171 175V177L170 176H168L167 174ZM187 173H188V176H187ZM190 173V174H189ZM201 173V175H199ZM203 173V174H202ZM216 173V174H215ZM234 173V174H233ZM28 174V175H27ZM46 174H48V173H46ZM96 174V175H95ZM113 174V175H112ZM117 174V175H116ZM124 174V175H123ZM126 174H128V175H126ZM139 174H141V175H139ZM160 174H161V177H159L160 176ZM192 174V175H191ZM211 174V175H210ZM215 174V175H214ZM218 174V175H217ZM222 174V175H221ZM23 175V176H22ZM35 175V176H34ZM78 175V176H77ZM120 175V176H119ZM135 175V176H134ZM186 175V176H185ZM210 175V176H209ZM221 175V176H220ZM20 176V177H19ZM29 176V177H28ZM32 176V177H31ZM34 176V177H33ZM42 176V177H41ZM68 176H71V177H68ZM98 176V177H97ZM116 176V177H115ZM123 176V177H122ZM190 176H193L192 178L190 177ZM204 176V177H203ZM213 176H215V177H213ZM220 176V177H219ZM7 177V178H6ZM36 177V178H35ZM38 177V178H37ZM44 177V178H43ZM52 177V178H53ZM56 177V178H57ZM97 177V178H96ZM109 177V178H108ZM119 177H121V178H119ZM143 177V178H142ZM147 177V178H146ZM207 177V178H206ZM220 178V180H221V182H217V181H219V179L218 178ZM230 177V178H231ZM259 177H261V176H259ZM21 178V179H20ZM26 178V179H25ZM35 178V179H34ZM41 178V179H40ZM63 178V180L65 181V179ZM117 180H116V179ZM128 178V179H127ZM130 178H132L131 180L133 181H131L130 180ZM200 178V179H199ZM211 178V179H210ZM215 178V180H213ZM24 179V180H23ZM31 181L32 180V183L29 181V180ZM37 179V180H36ZM54 179V178H53ZM58 179V178H57ZM93 179H94V181H93ZM152 179V180H151ZM177 179V177L176 178H174V179H172V180H178ZM193 179V180H192ZM205 179V180H204ZM206 179L208 180V179H210V180H213L212 182L215 184L216 182V185L217 186H215V187H213L214 185H213V183H211V181L210 180H208V183H207V181H206ZM218 179V180H217ZM261 179H263V177H261ZM36 180V181H35ZM41 180V181H42ZM62 180V181H63ZM90 180V181H89ZM111 180V181H110ZM115 180H116V182H115ZM119 180H122V181H119ZM130 180V181H129ZM142 180V181H141ZM163 180V181H162ZM200 182H198V181ZM34 181V182H33ZM38 181V182H39ZM42 181V182H43ZM114 181V182H113ZM150 182V184H148L149 182ZM160 181V182H159ZM183 181V180H182ZM203 182V184H212V185H205L206 186V188H204V187H201V185L203 186V184H202V182ZM206 181V182H205ZM41 182V183H42ZM47 182V181H46ZM74 182V183H73ZM89 182V183H88ZM127 182V183H126ZM142 182V183H141ZM159 182V183H158ZM161 182H162V184H161ZM180 182H181V180H180ZM205 182V183H204ZM24 183V184H23ZM33 183H37V184H35L36 186H32V184ZM43 183H45V182H43ZM42 183V184H43ZM65 183V182H64ZM63 183V184H64ZM120 185H119V184ZM132 183V184H131ZM165 183V184H164ZM199 183V184H198ZM259 184V186H258V184ZM29 184V185H28ZM73 184V185H72ZM110 184V185H109ZM113 184V185H112ZM142 184V185H141ZM148 184V185H147ZM153 186H152V185ZM154 184H156V186L154 185ZM158 184V185H157ZM189 184H191V183H189ZM201 184V185H200ZM227 184V185H226ZM257 185V186H255V188L254 189H256L255 191H254V189H253V187H254V185L253 186H250V185ZM262 184V185H261ZM29 187H28V186ZM117 185V186H116ZM139 185H140V187H139ZM149 185H151V186H149ZM197 185V186H196ZM200 187H199V186ZM220 185V186H219ZM231 185V186H230ZM73 186V187H72ZM111 186V187H110ZM114 186H116V187H114ZM132 186V187H131ZM155 186V187H154ZM158 186V187H157ZM210 186V187H209ZM219 186V187H218ZM233 186V187H232ZM243 186V187H244ZM261 186V187H260ZM105 187V188H104ZM114 187V188H113ZM145 187V188H144ZM150 187H151V189H150ZM155 189H154V188ZM167 187H169V186H167ZM208 187V188H207ZM230 189H229V188ZM232 187V188H231ZM242 187V188H243ZM72 188V189H71ZM103 188V189H102ZM127 188H129V189H127ZM142 188V190H140ZM153 188V189H152ZM158 188V189H157ZM159 188H161L160 190H159ZM223 188V187H222ZM233 188H234V191H233ZM263 188V189H262ZM26 189V190H25ZM31 191H30V190ZM41 190V191H39V190ZM63 189V188H62ZM63 189V190H64ZM74 190V191H73ZM98 190V191H97ZM119 190V191H118ZM122 191V193H121V191ZM139 190V191H138ZM153 190V191H152ZM156 190H159V191H156ZM233 192H232V191ZM237 190V191H236ZM260 190V191H259ZM24 191H25V193H24ZM36 191H38L40 194V196H38V194H36ZM46 193H45V192ZM50 191V192H49ZM66 191V193H69V194H67V197H69V195H71V193L70 192H67ZM107 191V192H106ZM137 191V192H136ZM143 193H141V192ZM149 191V192H148ZM228 191V192H227ZM230 191V192H229ZM247 191V192H246ZM259 191V192H258ZM27 192H29L30 193V195L31 194H33V193H35V194H33V195H37L38 197H36L35 199L33 198V195H29V193H27ZM63 192V191H62ZM62 192H60V194H62ZM114 192H115V195H114ZM120 192V193H119ZM139 192V193H138ZM153 192V193H152ZM154 192H157V193H155V195H154ZM216 192H214V193H216ZM235 192H236V194L237 195H235ZM244 192V193H243ZM14 193V194H13ZM65 193V194H66ZM74 193H76V194H74ZM141 193V194H140ZM147 193V194H146ZM148 193H150V194H148ZM243 193V194H242ZM12 194V195H11ZM42 194V195H41ZM113 194V195H112ZM117 194V195H116ZM120 196H119V195ZM134 194V195H133ZM157 194V195H156ZM162 194V193H161ZM217 194V193H216ZM230 194H231V196H230ZM248 194V195H247ZM108 195V196H107ZM136 195H138V196H136ZM153 195H154V198H153ZM220 195V196H219ZM234 195V196H233ZM241 195V196H240ZM245 195V196H244ZM256 195V194H255ZM27 196H29V197H27ZM44 196V197H43ZM61 196V195H60ZM132 196V197H131ZM142 196H144V198L142 197ZM156 196V197H155ZM222 196H223V198H222ZM224 196H225V198H227L226 200L227 201H229L228 203H227V201L225 200V198H224ZM237 196H240L241 198H242V196H243V198H242V202L241 201H237L236 200V198H237ZM247 196V197H246ZM63 197V196H62ZM108 197H109V200H108ZM134 197H136L135 199H134ZM140 197V198H139ZM159 197H160V195H159ZM163 197V195H161V197L160 198H162ZM229 197H233V198H235V199H233V200H231V198H229ZM40 198H41V200H40ZM64 198V197H63ZM65 198H66V195H65ZM115 198V199H114ZM137 198H139V199H137ZM147 198V199H146ZM153 198V199H152ZM159 198V199H160ZM210 197H208L207 199L208 200H210V202L212 201L211 200V198L209 199ZM249 198V199H248ZM31 199V200H30ZM38 201H37V200ZM134 199V200H133ZM137 199V200H136ZM146 199V200H145ZM219 199V200H218ZM230 199V200H229ZM254 199V200H253ZM120 200V201H119ZM140 200H141V202H144V203H140ZM145 200V201H144ZM215 200V199H214ZM235 200H236V202L237 203H235ZM248 200H250V201H248ZM264 200V199H263ZM33 201V202H32ZM40 201V202H39ZM121 202V203H119V202ZM132 201V202H131ZM139 201V202H138ZM150 201V203L151 204H147V208H146V211H148V214H146L147 212L145 211V209H143L146 213H143L145 216H147L146 218H148L149 216H151L152 215V213L153 214H156L157 212H158V210H155L156 209V207L158 206V204L155 202H153V204H152V202ZM225 201V202H224ZM245 201V202H244ZM252 201V202H251ZM30 202V203H29ZM124 204H123V203ZM131 202V203H130ZM252 204L253 202H254V204H250V203ZM114 203L116 204V203H118L119 205H114ZM133 203V204H132ZM138 203H139V205H138ZM229 203H231V204H229ZM233 203V204H232ZM249 203V204H248ZM123 204V205H122ZM144 204V205H143ZM238 204V205H237ZM241 204H243V205H241ZM22 205H24V206H22ZM123 206V207H121V206ZM152 205H156V206H152ZM218 205V204H217ZM231 205V206H230ZM237 207H236V206ZM256 205V206H255ZM259 205V206H258ZM26 206V207H25ZM29 206V207H28ZM31 206V207H30ZM117 206H119V209H123L122 211L121 210H119L117 207V209L115 208V207ZM133 206H135L136 208H134ZM140 207L139 209H138V207ZM225 206V207H224ZM239 206V207H238ZM250 206V207H249ZM253 206V207H252ZM258 206V207H257ZM22 207H24V208H27V209H24V208H22ZM149 207H150V209L151 210H153V211H155V213L153 212V211H149ZM231 207V208H230ZM236 207V208H235ZM242 207V208H241ZM247 209H246V208ZM32 208V209H31ZM113 208H115V209H113ZM145 208V207H144ZM252 208V209H251ZM259 208V209H258ZM25 210V212H24V210ZM124 209L125 210H127V212H129V214H127V212L125 213L124 212ZM135 210V212H134V210ZM219 209H217L216 211L215 210H213V212L215 213V216H216V214H217V212H218V210ZM235 209H237V212H236V210ZM240 209V210H239ZM18 210H19V213H18ZM232 210V211H231ZM257 210H258V213H256L257 212ZM23 211V212H22ZM30 211V212H29ZM34 211H35V213H34ZM59 211V212H60ZM112 211V212H111ZM241 211V212H240ZM261 211V210H260ZM32 212V214H30ZM111 212V213H110ZM122 212V213H121ZM133 212H134V214H133ZM220 212V211H219ZM253 212V213H252ZM16 213H18L19 215H17ZM22 213V214H21ZM28 213H29V215H28ZM125 213V214H124ZM132 213V214H131ZM256 213V214H255ZM8 214V215H7ZM39 214H42L43 216H46V218L48 217V215L50 216V219H49V221L45 218V217H41V215H39ZM60 214H62V212H60ZM219 214V213H218ZM218 214H217V216H218ZM232 214V215H231ZM7 215V216H6ZM9 215H10V217H9ZM31 215H34L33 217L31 216ZM38 215L40 216V218H43V219H40L39 217H38ZM52 215V216H51ZM65 215V214H64ZM125 215H127L128 216V218H127V216H125ZM143 215V217H145ZM231 215V216H230ZM256 217V219H258V220H255L254 218L252 219V220H254L253 222H252V224H251V221H250V218L252 217ZM18 216V217H17ZM120 216H123V217H125L124 219H123V217H122V219H121V217ZM227 216V215H226ZM248 216H251L250 218L248 217ZM6 217V218H5ZM62 217H63V214H62ZM259 217H261L260 219H259ZM15 218V219H16ZM45 218V219H44ZM49 218V217H48ZM53 218V219H52ZM159 218V217H158ZM232 218V217H231ZM64 219V218H63ZM130 219H132V221L136 224L135 226L133 225V222H131V220ZM160 220H162V218L160 217L159 218ZM228 219V220H227ZM233 219V218H232ZM4 220H5V222H4ZM53 220V221H52ZM10 221V220H9ZM23 221V222H24ZM128 223H130L129 225H127V226H129V227H131V228H128V230H127V227H126V225H124V224H126L127 222ZM250 221V222H249ZM256 221H258V223H256ZM6 222H7V224H6ZM112 222V223H111ZM202 222V221H201ZM200 222V223H201ZM220 222H222V221H220ZM2 223V224H1ZM5 223V225H3ZM109 223V224H108ZM111 223V224H110ZM123 223V224H122ZM127 223V224H128ZM131 223H132V225H131ZM229 223V224H228ZM254 223H256V224H254ZM8 224H10V225H8ZM216 224V223H215ZM228 224V225H227ZM3 225V226H2ZM110 225H112V226H110ZM117 226L118 225V227H115V226ZM131 225V226H130ZM200 225V224H199ZM247 225V226H246ZM256 225V226H255ZM12 226V225H11ZM10 226V227H11ZM108 226V227H107ZM122 226V227H121ZM125 226V227H124ZM137 226V227H136ZM216 226H217V224H216ZM101 227V228H100ZM110 227H113V228H111L110 229ZM124 227V228H123ZM151 227V226H150ZM149 227V228H150ZM154 227V226H153ZM249 227V228H248ZM252 227H254L255 228V230H254V228H252ZM257 227H259V228H257ZM117 230H116V229ZM164 228V229H163ZM261 228V229H260ZM100 229V230H99ZM129 229H131V231L133 232H135L134 234H132V232L129 230ZM132 229H134V230H132ZM142 229V230H141ZM150 229H152V228H150ZM239 230H240V228H238ZM108 230V231H107ZM145 230V231H144ZM161 230V231H160ZM239 230H237V231H239ZM3 231V230H2ZM1 231V232H2ZM100 231V232H99ZM102 231V232H101ZM107 231V232H106ZM113 231H114V233H113ZM121 231V232H120ZM127 231H130V233L129 232H127ZM137 231H140V232H138V233H136ZM165 232H166V229L164 230ZM94 232H95V234H94ZM103 232H104V234H103ZM117 232H119V233H117ZM142 232V233H141ZM143 232L145 233V235H143ZM211 232V231H210ZM245 232V233H244ZM254 232V233H253ZM103 235H102V234ZM111 233V235H109ZM120 233H122V234H120ZM126 233V235H124ZM131 235V236H133V235H135V238H134V236L133 237H131V236H129V234ZM142 235V237H143V239L141 238V235ZM156 233V232H155ZM167 233V232H166ZM229 233H231V230H230V232ZM235 233H236V229H235ZM259 233H260V237L258 236L259 235ZM101 234V235H100ZM108 234V235H107ZM116 234V235H115ZM140 235V236H138V235ZM232 234V233H231ZM121 236V237H119L118 236V241L119 240H121L122 238V242L121 241H115L116 243H113V242H110L111 240H109L110 238L108 237V236H110V237H112V236ZM215 234L213 233V236H214ZM251 235V236H250ZM253 235V236H252ZM87 236V237H88ZM125 236H129V237H125ZM138 236V237H137ZM154 236V237H155ZM219 235L217 234V240H221V238H223V236L220 238V236H221V234H220V236L218 237ZM245 236H248V237H246L247 239H245ZM255 236V237H254ZM263 238H262V237ZM90 237H88V238H90ZM107 239H106V238ZM130 237L131 238H134V239H130ZM146 237V238H145ZM150 239H152V240H150V242H151V244H153V246H154V244H155V248L156 247H158L157 246V244L159 245V247L157 248V249H153V251H151L152 250V248H153V246L151 247L150 245V242L148 241L149 240V238ZM172 237V238H171ZM227 236H225V238H226ZM229 237V236H228ZM254 238V239H252V238ZM258 237V238H257ZM98 238V239H97ZM100 238V239H99ZM104 238V239H103ZM130 240V241H133L132 243L133 244H135V243H137L138 245H139V242H140V245L142 246V248H144L143 247V245H144V243H146L145 245L147 246V247H149V250H147L146 248V251H142V252H144V253H142V252H140L141 250L139 249V248H141L140 247V245L138 246V245H136L135 244V247L137 246L138 247V249L139 250H137V247L135 248V247H133L132 246V243L130 242V244H131V247H130V250H131V252H132V250L134 249V252L133 253H131V255L129 254V252L128 251H123L124 249H122L120 246H122L123 244H121V243H125V242H128V241H126V240H128V239ZM137 238H138V240H140L139 242H137L136 240H137ZM147 238H148V240H147ZM167 238H171V239H167ZM262 238V239H261ZM112 239V238H111ZM125 239V240H124ZM142 239V240H141ZM147 241H146V240ZM158 239H160L161 240V242L163 241V239H164V241H163V244L160 242V240H158ZM166 239V240H165ZM174 239V240H173ZM236 239H238V237L236 238ZM261 240V242H259L260 240ZM143 240H145V242L143 243ZM171 240H173V241H171ZM234 240V239H233ZM253 241V243L252 242H249V241ZM105 241V242H104ZM108 241H109V244H108ZM154 241L156 242V243H154ZM167 242V245H166V248H165V244H166V242ZM168 241H170L169 243H168ZM177 242V243H174V242ZM258 241V242H257ZM52 243L51 242V239L48 241V244H50V243ZM107 242V243H106ZM153 242V243H152ZM165 242V243H164ZM171 242H173V243H171ZM8 243V242H7ZM6 242H5V240L2 238V236H0V264H22V263H24V264H28V263H26V261L23 259V258H21V256H19L18 254H17V251L16 250H12L11 249V247H9L8 246V244H7ZM104 243V244H103ZM110 243H111V246H110ZM118 243V244H117ZM149 244V246H148V244ZM261 243V244H260ZM100 245V249H99V245ZM104 245V247H103V245ZM120 244V245H119ZM143 244V245H142ZM169 244V245H168ZM235 244V243H234ZM258 244V245H257ZM95 245L97 246V247H95ZM109 245V246H108ZM113 245V246H112ZM116 245V246H115ZM118 245V246H117ZM144 245V246H145ZM163 246V248L161 247L160 248V246ZM177 245V246H176ZM238 245V246H237ZM145 246V247H146ZM259 246V247H258ZM111 247H112V249H111ZM120 247V248H119ZM46 248V247H45ZM103 248V249H102ZM113 248H114V250H113ZM116 248H118V249H116ZM133 248V249H132ZM150 248H151V250H150ZM258 248V250L256 251H254L253 249H257ZM101 249H102V251H103V253H102V251H101ZM106 249V250H105ZM107 249H109L108 251H107ZM120 249V250H119ZM159 249V250H158ZM164 251H163V250ZM188 249V248H187ZM42 250H44V249H42ZM91 250H92V253H90L91 252ZM95 250L96 251H98L99 253H97V252H95ZM115 250H117L116 252H115ZM129 250V249H128ZM129 250V251H130ZM137 250V251H136ZM142 250H144V249H142ZM158 250V251H157ZM167 250V251H166ZM45 251V250H44ZM90 251V252H89ZM95 253H94V252ZM106 251V252H105ZM112 251V254L110 253ZM120 251H123V253H121ZM139 251V254H138V256H137V253L136 252H138ZM149 251H150V254H149ZM161 251V254L159 253ZM185 251V252H184ZM251 251H253V252H251ZM259 251V253H257ZM126 252H128V253H126ZM156 252L158 253V254H156ZM220 252H221V250H220ZM90 253V254H89ZM108 253V254H107ZM109 253L111 254V255H109ZM115 253L116 254H119V256L118 255H115ZM136 253V254H135ZM148 253V254H147ZM152 253H154V255L156 256V255H158L159 256V254H160V256L161 257H158V261H156L157 260V257L155 258V256L153 255L152 257H147V256H151L152 255ZM41 254H43L44 255V253H41ZM89 254V255H88ZM97 255V258L95 257V255ZM100 256H99V255ZM106 254V255H105ZM121 254H123V256L121 255ZM147 254V255H146ZM230 254V255H229ZM231 254H233V255H231ZM93 255V256H92ZM105 255V256H104ZM118 256V257H113V256ZM135 255V256H134ZM197 255V256H196ZM202 255V256H201ZM204 255H207V257L206 256H204ZM221 255V254H220ZM229 255V256H228ZM241 255V256H240ZM243 255V256H242ZM104 256V257H103ZM111 256V257H110ZM121 256V257H120ZM131 256V257H130ZM192 256H193V258H192ZM194 256H196V257H194ZM221 256H223V254L221 255ZM220 256V257H221ZM230 256H231V258L232 259H234V260H236V261H234V262H232L233 260H231L230 259ZM233 256V257H232ZM15 257V258H14ZM101 257V258H100ZM147 257V258H146ZM155 259H154V258ZM203 257H205L206 258V260H204V258ZM240 257V258H239ZM85 259L86 260V262H83L84 260L83 259ZM95 258V260H93V259ZM98 258H100V259H98ZM112 258H117V259H119V260H115V259H113L112 260ZM122 260H121V259ZM134 258H135V262L137 261V263H135V262H133L134 261ZM137 258V259H136ZM144 258V259H143ZM160 258H162V259H160ZM22 259V260H21ZM139 259H140V261L141 262H139ZM147 261H146V260ZM93 260V261H92ZM98 260V261H97ZM121 260V261H120ZM131 260H132V262H131ZM145 260V261H144ZM203 260V261H202ZM95 261V262H94ZM123 261V262H122ZM143 261H144V263H143ZM200 261H201V263H200ZM93 262V263H92ZM129 262V263H128ZM161 262H159V264H161ZM196 262V263H195ZM199 262V263H198ZM87 263V264H88ZM76 264H78V263H76Z\"/></svg>",
    "mask_w": 264,
    "mask_h": 264
},
{
    "label": "bare ground",
    "instance_id": "6f19581e",
    "mask_svg": "<svg viewBox=\"0 0 264 264\" xmlns=\"http://www.w3.org/2000/svg\"><path fill=\"white\" fill-rule=\"evenodd\" d=\"M74 1V0H73ZM79 1V0H78ZM95 1V0H94ZM143 1V0H142ZM151 1V0H150ZM155 1H157V0H155ZM70 2V1H69ZM75 2H76V0H75ZM97 2V1H96ZM102 2V1H101ZM136 2V1H135ZM163 2V1H162ZM171 2V1H170ZM174 2V1H173ZM173 2H171V3H173ZM180 2H182V1H180ZM67 3V2H66ZM90 3V2H89ZM103 3V2H102ZM157 3H158V1H157ZM161 3V2H160ZM168 3V2H167ZM185 3V2H184ZM73 4V3H72ZM75 4V3H74ZM78 4V3H77ZM84 4V3H83ZM143 4H144V2H143ZM152 4V3H151ZM165 4H166V1H165ZM164 4V5H165ZM169 4V3H168ZM68 5V4H67ZM80 5V4H79ZM105 5V4H104ZM139 5H141V4H139ZM160 5V4H159ZM174 5V4H173ZM173 5H171L170 4V6L172 7ZM178 5V4H177ZM182 5V4H181ZM185 5V4H184ZM188 5V4H187ZM85 6V5H84ZM92 6V5H91ZM110 6V5H109ZM147 6V5H146ZM158 6V5H157ZM168 6V5H167ZM189 6V5H188ZM80 7V6H79ZM154 7V6H153ZM159 7V6H158ZM157 7V8H158ZM161 7V6H160ZM169 7V6H168ZM71 8H72V6H71ZM84 10H85V8L84 7H82ZM81 8V9H82ZM94 8V7H93ZM97 8H99V5H98V7ZM103 8V7H102ZM102 8H99V9H102ZM105 8V7H104ZM117 8V7H116ZM156 8V9H157ZM163 8V7H162ZM166 8V7H165ZM16 9V8H15ZM96 9V8H95ZM151 9V8H150ZM147 10L146 11V15H147V13H149V14H151V17H153L155 20H158V21H155L153 18V20L155 21H152V20H146L147 22H146V25H141L140 23H142V20L143 19H141V17L139 18H137V20L136 21H138V19H139V21L140 22H138V24L136 23V22H134V24L136 23V25L135 26H131V25H129L130 27H129V31H127V29H125L126 27H125V25L127 24V22L126 23H124L125 25H124V32H128V34H129V32H131L130 34H131V36L133 37V40H136V42H137V44H138V47H139V45L141 46V47H147V49L146 50H150V51H153L154 53H156V54H161L160 56H163L162 55V53L164 54V48L167 46V47H171V46H174L175 48L176 47H178V45L176 46V45H174V43H171L170 41V39H164V40H161V44H159V43H157L156 41L154 42L153 40L154 39H152L154 36H152V35H154L155 34V32H156V30H159L160 29V27H162V25L158 28L157 26V22L159 23V21L161 22V24L163 23L162 21H163V19H165L163 16L161 17H158V12L157 11H155V9H153L152 8V10ZM161 9V8H160ZM169 9V8H168ZM171 9V8H170ZM186 9H188V8H186ZM86 10H89L88 8L86 9ZM91 10V9H90ZM104 10V9H103ZM102 10V11H103ZM112 10V9H111ZM115 10V9H114ZM159 10V9H158ZM179 10H180V8H179ZM201 10V9H200ZM94 11V10H93ZM92 11V12H93ZM101 11V10H100ZM101 11V12H102ZM163 11V10H162ZM184 11H185V9H184ZM36 12V11H35ZM80 12V11H79ZM85 12H87V11H85ZM84 12V13H85ZM91 11H90V13H92ZM99 12V11H98ZM112 12H118V11H112ZM111 12V13H112ZM122 12H123V10H122ZM136 12V11H135ZM160 12V11H159ZM170 12V11H169ZM180 12H182V11H180ZM187 12V11H186ZM190 12V11H189ZM78 13V12H77ZM81 13V12H80ZM83 13V12H82ZM93 13H97V12H93ZM111 13H110V15H109V12H108V15L109 16H107L108 17V19H109V17H111V16H114L115 14V16H117V18H119V14L117 15V13H115V14H113V15H111ZM121 13V12H120ZM125 13H127V12H125L124 11V14ZM200 13V12H199ZM199 13H197V14H199ZM42 14V13H41ZM98 14V13H97ZM105 14H107L106 12H105ZM123 13H121V15H122ZM129 14V13H128ZM131 14V13H130ZM133 14V13H132ZM161 14V13H160ZM189 14H191V13H189ZM195 14V13H194ZM201 14V13H200ZM199 14V15H200ZM4 14H0V21H1V23H5V21L4 20H2V19H4V18H6V20L7 19H10V18H7V15L4 17L3 16ZM84 15V14H83ZM88 15H89V12H88ZM95 15V14H94ZM120 15V16H121ZM136 15V14H135ZM34 16V15H33ZM43 16V15H42ZM45 16V15H44ZM59 16V15H58ZM77 16H78V14H77ZM85 16V15H84ZM92 16V15H91ZM125 17H123V15L121 16V17H123V19H128L129 20V15H127V16H129L128 18H127V16L126 15H124ZM182 16V15H181ZM200 16H202V14L200 15ZM204 16V15H203ZM4 17V18H3ZM38 17V16H37ZM36 17V18H37ZM47 17V16H46ZM75 17V16H74ZM78 17H80V16H78ZM89 17V16H88ZM94 17V16H93ZM101 17V16H100ZM103 17V16H102ZM101 17V18H102ZM44 18V17H43ZM82 18V17H81ZM99 18V17H98ZM132 19H130L131 21H134L135 19H133L134 17L132 16L131 17ZM198 18V17H197ZM78 19V18H77ZM107 19V18H106ZM114 19V18H113ZM148 19V18H147ZM162 19V20H161ZM66 20V19H65ZM68 20V19H67ZM75 20V19H74ZM73 20V21H74ZM81 20V19H80ZM90 20H93V19H90ZM101 20V19H100ZM104 21H105V18L103 19ZM42 21V20H41ZM113 21V20H112ZM118 21H120L121 22V20H118ZM118 21H116V22H118ZM7 22L12 26L13 24L12 23H14L13 22V20H7ZM45 22H47V21H45ZM69 22V20L67 21V23ZM71 22V21H70ZM69 22V23H70ZM75 22H77V21H75ZM91 22V21H90ZM106 22V21H105ZM104 22V23H105ZM113 23V24H117V23ZM143 22H144V20H143ZM7 23V24H8ZM65 23H66V21H65ZM73 22H71V24H72ZM102 23H103V21H102ZM112 23V22H111ZM119 23V22H118ZM122 23V24H123ZM15 24V23H14ZM52 24V23H51ZM54 24V23H53ZM57 24V23H56ZM76 24V23H75ZM78 24V23H77ZM106 24V23H105ZM112 24V25H113ZM121 23H119V25H120ZM128 24H130V23H128ZM127 24V25H128ZM160 24V23H159ZM119 25H117V27L119 26ZM157 25V26H156ZM164 25V24H163ZM70 26V25H69ZM76 26H78V25H76ZM76 26L73 24V28L75 29L76 28ZM114 26V25H113ZM122 26L123 25H121L120 26V28H122ZM146 26V27H145ZM70 27H72V26H70ZM79 27V26H78ZM77 27V28H78ZM83 27V26H82ZM119 28V29H120ZM122 28V29H123ZM128 28V27H127ZM18 29V28H17ZM90 29V28H89ZM114 29H115V27H114ZM121 29V30H122ZM10 30V29H9ZM80 29H78L77 31H75V32H78ZM126 30V31H125ZM162 30V29H161ZM11 31H12V29H11ZM93 31V30H92ZM163 31V30H162ZM79 32H82V30H80ZM86 32V31H85ZM91 32V31H90ZM157 32H159V31H157ZM157 32H156V34H157ZM165 32V31H164ZM87 33V32H86ZM96 33V32H95ZM110 33V32H109ZM192 33V32H191ZM81 34V33H80ZM106 34V33H105ZM123 34V33H122ZM127 34V33H126ZM169 34V33H168ZM232 34V33H231ZM145 35H147V36H145ZM13 36H14V31H13ZM55 36V35H54ZM85 36V35H84ZM92 36V35H91ZM94 36V35H93ZM117 36V35H116ZM151 36H152V38H151ZM201 36V35H200ZM53 37V36H52ZM114 37V36H113ZM131 37V38H132ZM1 38V37H0ZM130 38V37H129ZM205 38V37H204ZM90 39V38H89ZM92 40V39H91ZM106 40V39H105ZM109 40V39H108ZM121 40V39H120ZM125 40V39H124ZM199 40H200V38H199ZM218 40H220V39H218ZM91 42V41H90ZM125 42V41H124ZM123 42V43H124ZM175 42V41H174ZM222 42V41H221ZM220 42V43H221ZM67 43V42H66ZM133 43V42H132ZM209 43V42H208ZM2 44V43H1ZM65 44V43H64ZM127 44V43H126ZM136 44V45H137ZM175 44H178V43H176L175 42ZM225 44V43H224ZM121 45V44H120ZM182 45V44H181ZM218 45V44H217ZM2 46V47H1ZM10 46H13L12 44L10 45ZM66 46V45H65ZM78 46V45H77ZM197 46V45H196ZM218 46H220V45H218ZM233 46V45H232ZM7 47H8V45H7ZM6 47V48H7ZM118 46H116V48H117ZM135 47H137V46H135ZM198 47V46H197ZM10 48V47H9ZM8 48V49H9ZM132 48V47H131ZM142 48V49H143ZM179 49L181 48V47H178ZM8 49H6L5 50V46H3V45H0V58H1V60L2 61H6V63L9 61L10 62V60H11V58H10V54H13L15 57H16V59H19L20 58V54L19 53H17V51L15 50V48L13 47V49L12 50H10V51H7ZM99 49V48H98ZM145 49H144V51H145ZM38 50V49H37ZM114 50V49H113ZM135 50V49H134ZM139 50H140V48H139ZM166 50V49H165ZM199 50V49H198ZM116 51H118L117 49H116ZM136 51V50H135ZM174 51V50H173ZM182 51H183V48H182ZM94 52H95V50H94ZM103 52H105V51H103ZM141 52H143V51H141ZM152 52V53H153ZM208 52V51H207ZM210 52V51H209ZM2 53V54H1ZM150 53V52H149ZM148 53V54H149ZM182 53H184V52H182ZM187 53H188V51H187ZM230 53V52H229ZM234 53V52H233ZM130 54V53H129ZM174 54H176V53H174ZM181 54V53H180ZM188 54H190V53H188ZM187 54V55H188ZM20 55V56H19ZM147 54H141V53H137V54H134V55H131L130 56V58L131 59H129L130 61H126V62H124V61H120L119 59H117L116 57H114V58H112V60L113 59H115L114 61H115V64H114V66H117V65H119V66H121V67H124L125 69L124 70H121L120 69V72L121 71H124V72H122V76L121 77H124V79L126 78V80L130 83V87H131V91L130 90H128L129 91V94H128V92H127V96L130 98H126V99H129V101H131V99L133 100V102L135 103V102H137V101H139V96L141 95H143L142 94V92L145 90V84H142V82H141V84H142V86L138 83V84H135V82L136 81H134L135 79H134V77L136 76V75H138V74H134V70H132V69H137V70H139V67H140V69H141V71H142V68H141V66L143 67V66H145V67H150L151 68V70L152 69H154V65L153 64H158V62H157V58L156 57H151L150 55H147V56H150V57H147L146 56ZM178 55V54H177ZM174 56V55H173ZM179 56V58L181 57V55H178ZM208 56H209V54H208ZM19 57V58H18ZM22 57V56H21ZM85 57V56H84ZM167 57V56H166ZM176 56H174V58H175ZM186 57V56H185ZM202 57V56H201ZM247 57V56H246ZM22 58H24V57H22ZM22 58H20V60L19 61H21V64L22 65H25L26 63L24 62V64L22 63ZM61 58H62V56H61ZM121 58V57H120ZM164 58V57H163ZM178 58V57H177ZM188 58H192L191 56H189ZM188 58L186 59H181L180 58V60L181 61H179V62H182L186 67H188V66H190L189 68L191 69V70H189V71H191V72H194L193 70H195V73H196V66L197 65H195V67H194V64L195 63H192V60H188ZM85 59V58H84ZM166 59V58H165ZM176 59V58H175ZM174 59V60H175ZM242 59V58H241ZM111 60V61H112ZM122 60V59H121ZM132 60V61H131ZM161 60V59H160ZM173 60V61H174ZM179 60V59H178ZM193 60H194V58H193ZM252 60V59H251ZM1 61V62H2ZM90 61H92V60H90ZM96 61V60H95ZM97 61H98V59H97ZM100 61V60H99ZM114 61H112V63L114 62ZM170 61V60H169ZM172 61V60H171ZM8 62V63H9ZM27 62V61H26ZM162 62V61H161ZM178 62V61H177ZM178 62V63H179ZM194 62V61H193ZM196 62V61H195ZM28 63V62H27ZM96 63V62H95ZM168 63V62H167ZM260 63H262V62H260ZM264 63V62H263ZM91 64V63H90ZM117 64V65H116ZM160 64V63H159ZM180 64V63H179ZM182 64V65H183ZM0 65H2L1 63H0ZM4 65V64H3ZM96 65V64H95ZM94 65V66H95ZM98 65V64H97ZM175 65H176V63H175ZM188 65V66H187ZM238 65V64H237ZM256 65V64H255ZM264 65V64H263ZM5 66V65H4ZM2 67V69L1 70H7V72L9 71V70H12V67H9L8 69H5L6 67ZM9 66V65H8ZM7 66V67H8ZM11 66V65H10ZM25 66H27V65H25ZM92 66V65H91ZM105 66H106V64H105ZM108 66V65H107ZM253 66V65H252ZM1 67V66H0ZM153 67V68H152ZM179 67V66H178ZM195 69H194V68ZM86 68V67H85ZM96 68V67H95ZM98 68H99V65H98ZM101 68V67H100ZM108 68V67H107ZM106 68V69H107ZM128 68L130 69V70H128ZM149 68V69H150ZM161 68V67H160ZM182 68V67H181ZM200 68V67H199ZM221 68V67H220ZM55 69V68H54ZM156 69H157V65H156ZM201 69V68H200ZM209 69V68H208ZM0 70V71H1ZM19 70H20V72H19ZM58 70H60V69H58ZM83 70V69H82ZM88 70V69H87ZM109 69H107V71H108ZM155 70V69H154ZM172 70V69H171ZM181 70V69H180ZM199 70V69H198ZM197 70V71H198ZM262 70V69H261ZM19 73H22L23 72V68H19L18 70H17ZM110 71V70H109ZM145 71V70H144ZM143 71V73H142V75H139V76H141V78H143L144 77V80L146 81V82H149V80H150V76H152L151 75V73H146L145 74V72ZM148 71V70H147ZM188 71V70H187ZM219 71V70H218ZM239 71V70H238ZM237 71V72H238ZM242 71H245V70H242ZM254 71V70H253ZM252 71V72H253ZM7 72H6V75L8 76V74H7ZM11 72V71H10ZM9 72V73H10ZM90 72V71H89ZM98 72V71H97ZM151 72V71H150ZM182 72V71H181ZM201 70H200V73L197 75V74H195V73H192V75L191 76H195V75H197V76H199V75H201ZM248 73H250V71H247ZM256 72V71H255ZM260 72V71H259ZM52 73H54V72H52ZM76 73H81V72H77L76 71ZM75 73V74H76ZM177 73H178V71H177ZM190 73V72H189ZM198 73V72H197ZM204 72H202V76L204 75L203 74ZM233 73V72H232ZM232 73L231 72H229L228 73V77H230L231 78V76L232 77H235V75L233 74L232 75ZM245 73V72H244ZM22 74H24V73H22ZM60 74V73H59ZM93 74V73H92ZM102 74V73H101ZM101 74H100V76H101ZM112 74V73H111ZM115 74V73H114ZM119 74V73H118ZM134 76H133V75ZM145 74V76H143ZM153 74V73H152ZM171 74V73H170ZM194 74V75H193ZM245 74H247V73H245ZM257 74V73H256ZM255 74V75H256ZM262 74V73H261ZM2 75H4L5 76V71H4V73L2 74ZM87 75V74H86ZM96 74L94 73V76H95ZM102 75H104L105 76V74H102ZM113 75V74H112ZM178 75V74H177ZM239 75V74H238ZM258 75V74H257ZM7 76L6 77H4V78H2V79H6L7 78ZM26 76V75H25ZM29 75H27L26 77H28ZM76 76H77V74H76ZM83 75H82V73L80 74V76H78V78L77 77H74L73 75H71V77H69L70 78V81H66V82H70L71 84H69L68 83V86H67V84H66V87H67V90L65 89L64 91L63 90H61V91H63V93H64V95L63 94H61V95H63L62 96V98H64L65 99V103H67V105H68V107L69 108H66L65 107V105H64V102H63V104H61V105H58V106H55V107H59V109L57 108L56 109V111L57 110H59V113H54L53 111L55 110V109H52L53 107H54V105L53 106H51L52 105V103H51V109H50V111L52 112V113H54V115L53 116H51L50 115V117H47V115H49V114H47L46 113V115H45V117L43 116L42 118H43V120L45 121L46 119V122L48 123V122H50V123H53V122H51L52 121V119H55L54 120V122H56L57 120H59V121H57V122H60L61 121V123H60V126H63L65 129H66V127H65V123H67V119L69 118V119H71L72 117V120L74 121V123H76V128H79L80 127V124H79V126L77 125V122H78V120H80L78 123H80L81 122V120H84L85 122L84 123H88V124H90V122H91V124L90 125H92L91 127L93 128L94 126H104L105 128H106V130H108L109 128L111 129V127L113 126V124H114V126L115 125H118L119 123V121L120 120H124L125 119V117H124V119H123V117H122V115L123 116H125V113H126V111L129 109V107H127L128 109H123L122 107H121V104H122V102H120L121 104H119L118 103V105H120V106H118L117 104H113V103H111V101L108 99V98H105V100L106 101H104V103H102L103 105H108V108H106L107 107V105H106V107H105V109H101V106H100V108H98V107H96V108H98L99 109V111L101 110H106V109H108V110H106V111H104L105 113H108V111L109 112H112V114L114 115V116H111L112 118H111V120H112V122L110 123L111 124V126H108L109 124H104V125H101V124H98V123H100V122H97V120H94V119H97V117H95V115L94 116H91L92 118H94L93 120L94 121H92V118H90V115H88V117L86 116L87 114H85L86 112L88 113V112H93V113H95L96 112V114H103V116H104V113H103V111L101 112H97V111H95V110H98V109H93L94 111H89V109H91V108H93V106H95L96 105V103H95V105H93L91 108H89L88 110L85 108L84 109V107H86V106H84V102H82V100H81V95L83 94L82 92L84 91V90H82L80 87H82V85H83V77H82ZM88 76V75H87ZM86 76V77H87ZM90 76H91V74H90ZM143 76V77H142ZM179 76H180V74H179ZM242 76V75H241ZM249 76H250V74H249ZM253 76H254V74H253ZM252 76V77H253ZM3 77V76H2ZM58 77V76H57ZM68 77V76H67ZM82 77V78H81ZM103 77V76H102ZM112 78H115L116 77V75L113 77V76H111ZM121 77H120V79H121ZM181 77V76H180ZM200 77V76H199ZM98 78H99V74H98ZM119 78V77H118ZM139 79L138 81H142V79ZM201 78V77H200ZM256 78V77H255ZM258 78V77H257ZM0 79H1V76H0ZM64 79V78H63ZM90 79V78H89ZM136 79H138V77L136 78ZM170 79V78H169ZM173 79V78H172ZM180 79V78H179ZM204 79V78H203ZM234 79V80H233ZM232 80L235 82L236 80H237V83H239L240 82V80H239V78L238 77H236V78H233ZM241 79V78H240ZM262 79V78H261ZM21 81H19L20 83L23 81V79L21 78L20 79ZM101 80V79H100ZM103 80V79H102ZM101 80V81H102ZM110 80V79H109ZM116 80V81H115ZM115 80H113L112 81V79L110 80V81H112L113 83V85H114V83H116L117 82V77L115 78ZM164 80V79H163ZM174 80V79H173ZM198 80V79H197ZM205 80V79H204ZM247 80V79H246ZM6 81V80H5ZM4 81V82H5ZM7 81H8V79H7ZM61 81V80H60ZM63 81V80H62ZM89 81V80H88ZM92 81H93V79H92ZM98 82H100L99 80H97ZM119 81V80H118ZM137 81V82H138ZM144 81V82H145ZM175 81H176V83H174V81L172 82V83H170L169 85H167L168 87H166V88H163L164 90V92H166V94H169L170 92L172 93H174V91H178V86L180 85V86H182V87H185V86H183L182 84H183V81H181V80H179V81H177V79H175ZM195 81V80H194ZM242 81V80H241ZM256 81H257V79H256ZM11 82V81H10ZM136 82V83H137ZM170 82V81H169ZM187 82V81H186ZM200 82H202L201 81V79H200ZM230 82V81H229ZM245 82V81H244ZM253 82V81H252ZM74 85H73V84ZM87 83V82H86ZM111 82H108V84H110ZM117 83H119V82H117ZM116 83V84H117ZM120 83H121V81H120ZM119 83V84H120ZM123 83V82H122ZM232 83V82H231ZM255 83V82H254ZM8 84V83H7ZM89 84V83H88ZM103 84V83H102ZM105 84V83H104ZM154 84V83H153ZM187 84V83H186ZM197 84V83H196ZM233 84H235V83H233ZM239 84H241V83H239ZM243 84H245V83H243ZM251 84V83H250ZM9 85V84H8ZM11 85V84H10ZM22 85H24L23 84V82H22ZM63 85V84H62ZM64 85H65V83H64ZM71 85V86H70ZM87 85V84H86ZM121 85V84H120ZM119 85V86H120ZM61 86V85H60ZM59 86V87H60ZM76 86H78V87H76ZM88 86V85H87ZM106 86H107V83H106ZM118 86V85H117ZM164 86V85H163ZM170 86V87H169ZM179 86V87H180ZM218 86H219V84H218ZM239 86V85H238ZM246 86H247V83H246ZM89 87V86H88ZM115 87H116V85H115ZM121 87V86H120ZM123 87H125L124 85H123ZM151 87V86H150ZM160 87V86H159ZM250 87V86H249ZM5 88V87H4ZM3 88V90H5ZM62 88V87H61ZM60 88V89H61ZM86 88V87H85ZM90 88V87H89ZM105 88H111V87H109V85H108V87H105ZM119 88V87H118ZM118 88H116V89H118ZM128 88V87H127ZM240 88H241V86H240ZM248 88V87H247ZM94 89H97V88H94ZM108 89V90H109ZM112 89H113V86H112V88L110 89L111 91H112ZM162 89V88H161ZM176 89V90H175ZM236 89V88H235ZM250 89V88H249ZM2 90V88H1V91L0 92H2L3 91ZM109 90V91H110ZM124 90H126V88H124ZM123 90V91H124ZM146 90L147 91H149L148 89H147V86H146ZM181 90V89H180ZM207 90V89H206ZM85 91H87L86 89H85ZM89 91H90V89H89ZM89 91H88V93H89ZM95 91V90H94ZM115 91V90H114ZM118 91H119V89H118ZM153 94L152 95H156V96H153V98H148V97H146V94H145V91L143 92L144 94H145V99L143 98L142 100H144V102H143V104H152L153 106H156V102H154L153 100H154V97H155V99H157V100H159L160 101V103H163V104H165L166 105V101H162V96L164 97L163 99H166L167 97L166 96H164V94L163 93H161V92H163L162 90H159V89H153ZM159 91V92H158ZM191 91V90H190ZM221 91V90H220ZM220 91H219V93H220ZM244 91V90H243ZM245 91H247V89L245 90ZM27 92V91H26ZM25 92V93H26ZM99 92V91H98ZM98 92H96V94L98 93ZM102 92V91H101ZM113 92V91H112ZM111 92V93H112ZM121 92H122V88H121ZM126 92H124V94H126ZM149 92H151L152 93V90H150ZM195 92V91H194ZM248 92H250V91H248ZM254 92V91H253ZM18 93V92H17ZM17 93H16V95H17ZM29 94H30V92H28ZM88 93H86L85 92V95H87ZM91 93H92V91H91ZM104 93H106V92H104ZM104 93H102V94H100V95H97V96H101V95H103ZM110 93V92H109ZM180 93H181V91H180ZM183 93V92H182ZM187 93L188 92H184V94L183 95H181L180 97H181V100H188L189 99V95H190V93H188V95H187ZM210 93V92H209ZM237 93V92H236ZM3 94H5V91H3ZM3 94H0V95H3ZM13 94H15V92H13ZM27 94V93H26ZM107 94H108V91H107ZM163 94V95H162ZM165 94V95H166ZM254 94V93H253ZM18 95H19V93H18ZM28 95V94H27ZM84 95V94H83ZM84 95V96H85ZM93 95V94H92ZM106 95V94H105ZM113 97H115L116 98V95L114 96L113 95V93L111 94ZM118 95V94H117ZM122 95V94H121ZM151 95V96H152ZM180 95V94H179ZM255 95H256V92H255ZM257 95H258V93H257ZM261 95V94H260ZM5 96V95H4ZM3 96V97H4ZM10 96V95H9ZM94 96V95H93ZM104 96V95H103ZM103 96H101V98H103ZM123 96V95H122ZM122 96H120V97H122ZM144 96V95H143ZM142 96V97H143ZM147 96H148V94H147ZM150 96V95H149ZM254 96V95H253ZM263 96V95H262ZM5 97H7V96H5ZM5 97H4V99H5ZM18 97H20V96H18ZM25 97H28V96H25ZM105 97H109V94L107 95V96H105ZM126 97V96H125ZM157 97V98H156ZM158 97L160 98V99H158ZM179 97V98H180ZM212 97V96H211ZM211 97L210 96H208V95H205V96H203V98L201 99V104L199 105L200 107H198V108H195V110L197 109H199L200 111H201V109L203 110V111H205L204 112V114L202 115H199V113L196 115V116H188L189 118H188V121L187 122H189V125L190 124H192L191 126H187L189 129L188 130H190V134H191V136H194L193 138H194V142H197V140H198V142H200L201 143V145H204V147H205V145H210L209 147L211 148H209L208 146V148L207 149H209V150H207V151H205V152H200V150L201 149H199L198 148V146H195V147H193V153H197V154H195L196 155V157H197V155L200 153V155H201V157L203 156V154H204V156H205V154L206 155H208L209 157H213V158H215L217 155H219V160H218V156L216 157V162H215V164L217 163V165H209V167H208V169H206L205 167H204V170L206 169V171H208V170H210V169H213L215 166H217V168H220V169H222L223 170V166H225V169H229V168H226L227 166L224 164V160L221 158L222 157V155H223V152H221L222 150H223V147H225V138H226V136H222L223 134H221L223 131H225L226 129H228V127H229V131L231 130V129H233V130H235V131H233L234 133L235 132H237L236 134H238L241 138H246V139H244L243 140V143H246V142H248V144H250L249 142H250V140H252V139H250V136L251 137H253V138H255V137H257V138H255L256 140H257V143H261L262 142V144L264 143V123H262V122H264L263 121V119H262V116H255V114L253 115V114H251L252 115V117H251V115L249 116V117H246L245 118V120H244V122H243V120L242 121H240V120H237V118H235V119H233L232 120V118H231V116L230 117H228V116H225L224 114H225V112L227 113V111H225L224 112V109L225 108H223V110L221 109V111H223L224 112V114L222 115V113L219 115V116H217V114H216V116L214 115V113H217V112H214V113H212V114H210L209 113V110L210 109H212L213 108V104H217V103H211V101L213 100V98H212V100H211ZM1 98V97H0ZM10 98V97H9ZM12 98H14V97H12ZM21 98V97H20ZM82 98H84V97H82ZM87 98H88V95H87ZM95 98L97 99L98 97H96L95 96ZM100 98V97H99ZM119 98V97H118ZM117 98V99H118ZM169 98V97H168ZM188 98V99H187ZM199 98V97H198ZM217 98V97H216ZM240 98V97H239ZM253 98V97H252ZM8 99V98H7ZM6 99V100H7ZM111 99V98H110ZM120 99V98H119ZM118 99V100H119ZM122 99V98H121ZM120 99V100H121ZM126 99H124V101H125V103H126ZM215 99V98H214ZM218 99V98H217ZM216 99V100H217ZM219 99H220V97H219ZM222 99V98H221ZM248 99V98H247ZM254 99V98H253ZM264 98H262V100H263ZM5 100V101H6ZM22 100H24L23 98H22ZM90 100V99H89ZM95 100V99H94ZM173 100V99H172ZM211 100V101H210ZM3 101V99H2V102H0V103H2V104H7V102H9V101H11V102H9L10 104L9 105H12V104H15V101L13 102L12 100H9L8 99V101ZM20 101V100H19ZM25 101V100H24ZM23 101V102H24ZM26 101H27V99H26ZM93 101V100H92ZM91 101V102H92ZM99 101V100H98ZM108 101H110V102H108ZM115 101V100H114ZM128 101V100H127ZM168 101H170V98H169V100ZM174 101V100H173ZM171 102V104H170V111L169 112H171V114L170 115H175L176 116V114H179L178 112H179V110H180V106H181V103H180V100L178 99L176 102L174 101V102ZM184 101V102H185ZM209 101H210V103H209ZM224 101V100H223ZM247 101V100H246ZM5 102V103H4ZM101 102V101H100ZM118 102V101H117ZM132 102V103H133ZM142 102V101H141ZM187 102V101H186ZM242 102V101H241ZM25 103V102H24ZM92 103H94V102H92ZM132 103H131V106H132ZM153 103H155V104H153ZM182 103H183V101H182ZM219 103V102H218ZM222 103V102H221ZM235 103V102H234ZM26 105H28V103L26 102L25 103ZM43 104H48L47 102H44V103H42V105ZM89 104V103H88ZM129 104V103H128ZM138 104V103H137ZM197 104H199V103H197ZM224 104V103H223ZM222 104V105H223ZM8 105V106H9ZM31 105V104H30ZM57 105V104H56ZM86 105V104H85ZM123 105V104H122ZM159 105V102H157V106ZM220 105V104H219ZM3 106V105H2ZM0 107L1 109L3 108V107ZM13 106V105H12ZM83 106V107H82ZM87 106H89V105H87ZM98 106V105H97ZM124 107H125V105H123ZM130 106V107H131ZM135 105H133V107H134ZM139 106H140V104H139ZM156 106V107H157ZM160 106V105H159ZM183 106H184V104H183ZM193 106V105H192ZM215 106V105H214ZM27 107V106H26ZM54 107V108H55ZM109 107L112 109V111H110V109H109ZM155 107V108H156ZM185 107V106H184ZM28 108V107H27ZM65 108L66 109H69V110H65ZM70 108H71V110H70ZM82 108V109H81ZM122 108V109H121ZM147 108V107H146ZM158 108V107H157ZM160 108V107H159ZM229 108H231V107H229ZM76 110L75 112L77 113L76 115H75V117L74 116H72L71 118L70 117H67L66 115V113H67V111L68 112H74V110ZM131 109V108H130ZM169 109V108H168ZM182 109V108H181ZM220 109V108H219ZM5 110H8V109H5ZM32 110V109H31ZM53 110V111H52ZM64 110V111H63ZM84 110H86V111H84ZM194 110V111H195ZM10 113H8L9 115H8V118H9V116H10V114L12 115V113H11V111L10 110H8ZM66 111V112H65ZM115 111V112H114ZM118 111H119V113H120V115H118V114H116V112L118 113ZM131 111V110H130ZM134 111V110H133ZM138 111V110H137ZM142 112H140V114H138V117H135V119L136 120H138V122L136 121V123H135V121H134V123L135 124H137L138 126H140L139 128L137 127L136 129H137V131L139 130V131H141V132H137L136 130H135V132L133 133V136H132V133L130 134L129 132L131 131V129H129V128H126L127 130H130L129 132H125V133H127V135H128V133H129V135L128 136H130L129 138L131 139V140H129L131 143L133 142V140H135V142H133V143H135V145L132 143V145H134V146H132L133 148L136 146V147H138L137 149H140L139 151L137 150V152H142V151H144V152H142L144 155L146 154L147 156H149L147 153L149 152V151H151V155H152V150L151 149H156V148H158V146L160 145V140H161V138H162V136H163V134H164V132H166V128L167 127H164L165 125V123H164V121L165 120H162V122L164 123H161V122H157L158 120H155L156 122H157V124H153L152 126H150V127H148L147 126V123L148 122H146L143 118L144 117H142V114L141 113H144L143 112V109L141 110ZM211 111V110H210ZM230 111V110H229ZM245 111V110H244ZM247 111V110H246ZM3 112V111H2ZM65 112V113H64ZM70 112V115L72 114ZM123 112H124V114H123ZM147 112H148V116L150 115V112H152V114H154V112H156L155 114H157V111H154V110H152V109H147ZM146 111H145V114L147 113ZM164 112V111H163ZM199 112V111H198ZM213 112V111H212ZM231 112V111H230ZM259 112V111H258ZM4 113V112H3ZM63 113L65 114V117H63L64 115H63ZM128 113V112H127ZM192 113H194V112H192ZM243 113V112H242ZM241 113V114H242ZM254 113V112H253ZM2 113H0V116L1 117H4V118H7V117H5V115L4 116H2L1 115ZM6 114H7V111H6ZM59 114H62L61 116L59 115ZM109 114V113H108ZM163 114V113H162ZM191 114V113H190ZM195 114H196V111H195ZM228 114H230V113H228ZM232 114H234V113H232ZM236 114V113H235ZM247 114H248V112H247ZM105 115H107V114H105ZM130 115V114H129ZM227 115V114H226ZM103 116H102V120H104V118H103ZM118 116V117H117ZM120 116V117H119ZM144 116V115H143ZM158 116H160L159 115V113H158ZM243 116V115H242ZM241 116V117H242ZM247 116V115H246ZM38 117H41V116H38ZM62 117V119L65 121H62V120H60V118ZM99 117H100V115H99ZM106 117V116H105ZM166 118V120L168 119L169 121H170V116H160V119L161 118ZM232 117L234 118V116L232 115ZM258 117H261V119L262 120H260V118H258ZM10 118H12V120H10V121H14V123H12V124H14L15 125V120H16V117H15V119H13V116L11 117L10 116ZM18 118V120L20 119L19 117H17ZM48 118L50 119L49 121H48ZM57 118H59V119H57ZM75 118V119H74ZM90 118V119H89ZM126 118H127V116H126ZM159 118V117H158ZM162 118V119H163ZM231 118V119H230ZM3 119V118H2ZM40 120H39V122L41 121L42 122V120H41V118H39ZM57 119V120H56ZM66 119V120H65ZM78 119V120H77ZM88 119H89V121H88ZM110 118H107V120H109ZM186 119V118H185ZM244 119V118H243ZM5 119H3V122H5L4 121ZM7 120V119H6ZM18 120H16V121H18ZM22 120V119H21ZM91 120V121H90ZM106 120V119H105ZM110 120V121H111ZM119 120V121H118ZM149 120V119H148ZM173 119H171V121H172ZM187 120V119H186ZM185 120V121H186ZM9 121V120H8ZM76 121V122H75ZM96 121V122H95ZM101 121V120H100ZM114 121V122H113ZM125 121V120H124ZM175 121H176V119H175ZM178 121V120H177ZM246 121V122H245ZM0 125L2 124H4L5 125V123L7 124V121L5 122V123H3L2 122V120H0ZM19 122H20V120H19ZM26 122H28V120L26 121ZM32 122H34V121H32ZM31 122V123H32ZM36 122H37V120H36ZM62 122H63V124H62ZM83 122V121H82ZM93 122V123H92ZM102 122V121H101ZM127 122V121H126ZM30 123V126L33 124H31ZM72 127H74V123L73 124H71V122L69 121L68 122ZM67 123V124H68ZM86 123V125H88ZM95 123H96V125H95ZM107 123V122H106ZM118 123V124H117ZM123 123V122H122ZM122 123H120V124H122ZM131 123V122H130ZM134 123H132V124H134ZM169 123V122H168ZM176 123V122H175ZM11 123L10 124H7V126L5 125V127L7 128L8 126H9V128H11V125H12ZM17 124V123H16ZM19 124H21V123H19ZM22 124H24L25 125V122H23ZM21 124V125H22ZM28 123H26V127H28V129L30 128V126H28L27 125ZM68 124V125H69ZM98 124V125H97ZM164 125V126H161V125ZM171 124V123H170ZM13 125V126H14ZM67 125V126H68ZM82 125V127L85 125V124H81ZM126 125V124H125ZM176 125V124H175ZM175 125H174V127H175ZM186 125H187V123H186ZM70 126V127H71ZM99 126V127H100ZM121 126V125H120ZM136 126V125H135ZM168 126V125H167ZM180 126H182V125H180ZM193 126H194V128H193ZM1 127V129L0 130H2V127L3 126H0ZM5 127H4V129H5ZM171 127V126H170ZM184 127H186V126H184ZM190 127H191V129H190ZM8 128V129H9ZM63 128V129H64ZM70 129V131H69V129L67 128L66 130H68L69 132H71V130L72 131H77V132H73V135H75V134H77L76 136H78L79 137V135L78 134H82V133H85V132H82L81 131V129ZM81 128V127H80ZM97 128V127H96ZM114 128V127H113ZM116 128H119V126H117ZM147 128H148V130H147ZM8 129H6V130H8ZM39 129V128H38ZM64 129V130H65ZM89 130L91 129L90 128V126H89V128H88ZM124 128H122V130H123ZM135 128H133V130H134ZM145 129V130H144ZM170 129V128H169ZM21 129H19V131H20ZM32 130V129H31ZM30 130V131H31ZM35 130V129H34ZM33 130V131H34ZM39 130H41V129H39ZM78 130H80V132H78ZM85 131H87L86 129H84ZM83 130V131H84ZM117 130V129H116ZM177 130V129H176ZM208 130H210L209 132H208ZM5 131V130H4ZM3 130L2 131H0V132H3L4 134H5V132H7V131H5L4 132ZM30 131H28V132H30ZM38 131V130H37ZM52 131H54V130H51V132ZM59 131V130H58ZM66 132V131H64L65 133H69V132ZM171 131V130H170ZM174 131H175V128H174ZM178 131V130H177ZM12 132H16V131H11V134H12ZM21 132H23V131H20L19 133H18V129H17V132L15 133V135H17V134H19L20 136H23V137H25L26 135H27V133L25 134V135H23L24 133H22V135H21ZM35 132H36V130H35ZM39 132V131H38ZM49 132V131H48ZM48 132H47V134H48ZM55 132V131H54ZM62 133L63 131L62 130H60L59 131V133ZM114 132H117L118 133V131H115V129H114ZM120 132V131H119ZM133 132V131H132ZM210 132H213V133H210ZM232 132V131H231ZM3 133H0V136H1V134H2V136L4 137V139H5V136H6V134L8 133H6L5 134V136L3 135ZM33 133V132H32ZM40 133V132H39ZM43 133H45L44 131H43ZM53 133V132H52ZM57 133V132H56ZM64 133V134H65ZM87 133V132H86ZM85 133V134H86ZM106 133H107V131H106ZM106 133H105V135H106ZM115 134V135H118V134ZM124 133V132H123ZM139 133V134H138ZM167 133H168V130H167ZM9 134L10 133H8L7 134V136H9ZM10 134V135H11ZM29 134H31V133H29ZM28 134V135H29ZM34 134V133H33ZM38 134V133H37ZM41 134H42V132H41ZM46 134V133H45ZM55 134V133H54ZM93 134H95V133H93ZM135 134H137V135H135ZM221 134V135H220ZM231 134V133H230ZM28 135H27V137H28ZM35 135V134H34ZM40 135V134H39ZM69 135H71V133L69 134ZM89 135V134H88ZM110 135V134H109ZM112 135H114V134H112ZM124 135V134H123ZM122 135V138L120 137H116L117 138V141H118V139H122V140H124L123 142L125 143L126 142V145H128V146H130L129 144H128V140L126 139V137H128V136H126V135H124L123 136ZM167 135V134H166ZM169 135V134H168ZM174 135V134H173ZM250 135V136H249ZM19 136V137H20ZM29 136H32V135H29ZM42 136V135H41ZM41 136H39V137H41ZM47 136V135H46ZM81 136V135H80ZM120 136H121V134H120ZM126 136V137H125ZM229 136V135H228ZM249 136V137H248ZM34 137V136H33ZM36 137H37V135H36ZM38 137V138H39ZM48 137V136H47ZM71 137V136H70ZM87 137H89V136H87ZM87 137H84V141H85V138H87ZM107 137V135L106 136H102L101 138H99V140L101 139H104L105 140V138ZM112 137V136H111ZM110 137V138H111ZM132 137V138H131ZM137 137V138H136ZM164 137V136H163ZM7 138V137H6ZM10 138H11V136H10ZM12 138L13 139H10V140H12V142L15 140L14 139V134H13V136H12ZM16 138V140L13 142V143H15V145H16V143L18 144V146H16L17 148H19L20 146H19V141H20V139H18V135H17V137H15ZM29 138V137H28ZM37 138V139H38ZM49 138V137H48ZM47 138V139H48ZM51 138V137H50ZM49 138V140L51 141L53 138H51L50 139ZM74 138V137H73ZM77 138V137H76ZM82 138V137H81ZM90 138V137H89ZM109 138V139H110ZM113 138H114V136H113ZM133 138H135V139H133ZM25 139V138H24ZM23 139V140H24ZM31 139V138H30ZM44 139V138H43ZM97 139V138H96ZM172 139V138H171ZM255 139H253L252 140V142L254 143V144H256V140ZM7 140H8V138H7ZM19 140V141H18ZM26 140V139H25ZM24 140V141H25ZM29 139H27V141H28ZM42 140V139H41ZM54 140H57L56 138L54 139ZM87 140H90V139H88L87 138ZM94 140V139H93ZM102 141V145H103V143L105 142V141ZM106 140H108L107 138H106ZM113 140V139H112ZM114 140H116V139H114ZM247 140V141H246ZM249 140V141H248ZM261 141V142H258V141ZM17 141V142H16ZM37 141V140H36ZM44 141V140H43ZM46 141V140H45ZM63 141H66V140H63ZM80 141V140H79ZM82 141H83V139H82ZM96 141H98V139L96 140ZM120 141V140H119ZM245 141V142H244ZM255 141V142H254ZM48 142V141H47ZM53 141H51L50 143H52ZM58 141H54V143H56V144H61V145H58V146H60V149L61 150H63V151H61V150H59V148H56L55 149V153H56V150L57 151H61V153H59V152H57L58 154H56L57 156L58 155H61V154H64V155H66L67 153H69L70 151H68L69 149L67 148V150L63 147H61L62 145H63V142L62 141H60V142H58ZM101 142V141H100ZM99 142V143H100ZM107 142V141H106ZM108 142H111V141H108ZM172 142V141H171ZM187 142V141H186ZM12 143V144H13ZM24 143H26V141L24 142ZM32 144L31 143V140H29L28 141V145L29 146H33L34 145V143H33V145H30V144ZM39 143V145L40 146H42V144H43V148H44V146L46 147L47 145H48V143H46V142H42V143H40V141L38 142ZM37 142L35 143V144H38ZM68 143V142H67ZM71 143V142H70ZM79 143V142H78ZM165 143V142H164ZM242 143V145L243 146H245V147H248V144L247 145H245V144H243ZM9 144V143H8ZM44 144H46V145H44ZM87 144V143H86ZM108 145H109V143H107ZM106 144V145H107ZM197 144H199V143H197ZM252 145V146H255V145ZM262 144H261V146H262ZM14 145V144H13ZM20 145H22L21 143H20ZM54 145V146H53ZM81 145H82V143H81ZM84 145H85V143H84ZM88 145V144H87ZM96 145V147H97V144H95ZM100 145V144H99ZM102 145H100V146H102ZM105 145V144H104ZM111 145V144H110ZM122 145V144H121ZM124 145V144H123ZM168 145V144H167ZM174 145V144H173ZM251 145V144H250ZM249 145V146H250ZM27 146V145H26ZM35 146H37V147H39L40 148V146H38V145H35ZM55 146L56 147H58L57 145H55V144H52V147H54L55 148ZM182 146V145H181ZM257 146V145H256ZM255 146V147H256ZM6 147V146H5ZM28 147V146H27ZM27 147H25V148H23V146L22 147H20L21 148V150H22V148L26 151V149H28ZM37 147H35L34 148V150H36V148ZM49 147V146H48ZM51 147V146H50ZM50 147H49V149H50ZM51 147V148H52ZM72 147V146H71ZM83 147V146H82ZM108 147V146H107ZM126 147V146H125ZM160 147V146H159ZM172 147V146H171ZM171 147H168V148H170V149H168L167 148V151H169V152H171V151H173L172 152V154L171 153H168V154H171L172 156H173V158H174V155H175V159H179L180 158V160H182V158H183V161H184V157H182V156H185V159H187V160H185L184 162V164L186 165V166H183L184 167V170L185 169H187V170H185V171H188L189 170V168H191V167H197L196 165H194V164H196V162L198 161H196V160H194V158L191 156H189L190 154H192L191 152H190V154H189V151H188V153H187V147L185 148L184 147V149H181L180 148V145L178 146L177 144H176V146H173L172 148ZM190 147V146H189ZM199 147H201V146H199ZM254 147V148H255ZM9 148H11L10 146H8V149ZM39 148H37V149H39ZM77 148V150H80V149H78L79 147H76ZM122 148H123V146H122ZM131 148V147H130ZM130 148H128V150L130 149ZM162 148V147H161ZM202 148V147H201ZM249 148V147H248ZM253 147L252 148H249V150L251 151H249V153L248 154H250V155H252L251 156V159H254V160H256V159H260L261 158V156L263 157L264 156V153L262 152V154H261V152L259 151V150H256V148H255V150H253L254 151V153L252 152V150L251 149H254ZM261 148V147H260ZM263 148V147H262ZM6 149V148H5ZM4 149V150H5ZM7 149V150H8ZM30 149H32L33 150V148H29L28 150H30ZM45 149V151H49V149L47 148H44ZM71 149V148H70ZM73 149H75V148H73ZM101 149H102V147H101ZM117 149V148H116ZM121 149V148H120ZM127 148H125L124 150H126ZM136 149V148H135ZM186 149V150H185ZM20 149H18V151H19ZM20 150V151H21ZM27 150V151H28ZM51 150L52 149H50V153H51ZM72 150V149H71ZM183 150H184V152L186 153H183ZM190 150L192 151V147H190ZM203 150H205V149H203ZM6 151V150H5ZM38 151V150H37ZM39 151H40V149H39ZM38 151V152H39ZM68 151V152H67ZM114 151V150H113ZM145 151H146V153H145ZM155 151V150H154ZM160 151V150H159ZM179 151H181V153L178 155V152ZM258 151H259V153H260V155H256V153L258 154ZM263 151V150H262ZM30 151H28L27 153H29ZM31 152H34V151H31ZM37 152V155L39 154ZM52 152H54L53 150H52ZM64 152H67L66 154L64 153ZM81 152V151H80ZM115 152V151H114ZM121 152H123V151H121ZM27 154L26 152H24L23 151V153L22 154ZM35 153V152H34ZM41 153H43V150H42V148H41ZM46 153H48V152H45L44 154L46 155V157L48 156V154H46ZM55 153H53L52 155L53 156H51L50 158H48L47 157V160L50 162V163H53L52 162V160H54V159H56V160H54L55 161V163H57L56 161H58L57 160V158L58 157H60V156H55L54 154ZM76 153V152H75ZM74 153V154H75ZM82 153V152H81ZM112 153V152H111ZM142 153H141V155H142ZM183 153V154H182ZM252 153V154H251ZM23 155V158L25 157L26 159L27 158H29L27 155ZM32 154V153H31ZM97 154V153H96ZM102 154V153H101ZM187 154H189L188 156L190 157V159H192L193 161H195V162H193V161H189L188 159V156H187ZM35 155V154H34ZM43 155V154H42ZM42 155H40L39 157H41ZM45 155L42 157L43 158V160H45L46 158H45ZM64 155H63V158H62V156H61V158L63 159V162H64V160L66 159V160H69V158L71 157H69V155H70V153H69V155L67 154L66 156H68V159H67V157L65 156L64 157ZM71 155H73V154H71ZM136 155H138V154H136ZM144 155H142V156H144ZM150 155V156H151ZM162 155V154H161ZM171 155H168V156H171ZM182 155V156H181ZM193 156H194V154H192ZM214 155H216V156H214ZM221 155V156H220ZM250 155H249V157H250ZM56 158H55V157ZM115 156V155H114ZM149 156V157H150ZM164 156H166V158L168 157L167 155H164ZM178 158H177V157ZM203 156V157H204ZM208 156H206V157H208ZM21 157V156H20ZM33 157V156H32ZM34 157H37V156H34ZM33 157V160L35 159ZM38 157V158H39ZM99 157H100V155H99ZM103 157V156H102ZM107 157V156H106ZM118 157V156H117ZM136 157V156H135ZM135 157H134V159H135ZM141 157V156H140ZM200 156L198 155V158H199ZM201 157L199 158V161H200V159H201ZM205 157V158H206ZM224 157V156H223ZM15 158V157H14ZM24 158V159H25ZM37 158V159H38ZM73 158V157H72ZM120 158V157H119ZM161 158V157H160ZM26 159H25V162H26ZM39 159H41V158H39ZM74 159L75 158H73V159H70V165L72 166L73 165V167L74 168H76L77 167V165H75L74 166V163L76 162H71L72 160L74 161ZM115 159V158H114ZM122 159V158H121ZM130 159V158H129ZM132 159V158H131ZM156 159V158H155ZM163 159V158H162ZM165 159V158H164ZM163 159V160H164ZM169 159V158H168ZM167 159V160H168ZM175 159H174V161H175ZM195 159H197V158H195ZM262 159H264V158H261V160ZM28 160V159H27ZM46 160V161H47ZM110 160V159H109ZM116 160V159H115ZM144 160V159H143ZM149 160H150V158H149ZM180 160H178V161H180ZM204 160V159H203ZM203 160H202V162H203ZM19 161V160H18ZM37 161H39V160H37ZM108 161V160H107ZM117 161H119V160H117ZM122 161H124V160H122ZM121 161V162H122ZM126 162H127V160H125ZM134 161V160H133ZM141 161V160H140ZM160 161V160H159ZM169 161V160H168ZM170 161H173V159H172V157H171V160ZM178 161L177 162H175V164L176 163H178ZM187 161H189L190 163H191V167L190 166H188L187 167V165H190V163H187ZM205 161V160H204ZM258 161H260V160H258ZM41 162V161H40ZM59 162V161H58ZM112 162V161H111ZM167 162V161H166ZM165 162V163H166ZM210 162H211V160H210ZM262 161H260V163H261ZM50 163H48L49 165H50ZM67 163H68V161L66 162V163H64L66 166L63 168L64 170L66 169V167H67V169L70 167V165L68 164L67 165ZM124 163V162H123ZM130 163V162H129ZM134 163V162H133ZM183 163V162H182ZM187 163V164H186ZM199 163V162H198ZM205 163H206V161H205ZM208 164H209V162H207ZM263 163V162H262ZM78 164V163H77ZM109 164V163H108ZM116 164V163H115ZM115 164H113L114 166H113V169H115L114 167H115ZM118 165H119V162L117 163ZM126 164H128V163H126ZM131 164V166L132 165H134V164H132V162L130 163ZM129 164V165H130ZM163 164V163H162ZM170 164V163H169ZM180 164H181V162H180ZM179 164V165H180ZM37 165V164H36ZM110 165V164H109ZM138 165V164H137ZM146 165V164H145ZM156 167V165H155V163L154 162H152V163H150V164H148L147 165V169L146 170H149V173H150V169H151V167H154V166ZM178 165V166H179ZM182 165V164H181ZM192 165H194V166H192ZM207 165V164H206ZM259 165V164H258ZM263 166H264V164H262ZM53 166V164L52 165H50V167H52ZM60 166V165H59ZM169 166V165H168ZM177 166V167H178ZM201 166V165H200ZM49 166L47 167H45L46 169L47 168H49L48 170H50V169H52V170H50V171H47V170H45V171H43L42 170V172H46V173H48V174H46V173H44L43 175H45V176H48L50 179H49V181L48 180H46L47 178H45V181H43L41 178V180L43 181V182H45V183H43L41 180L38 182L37 181V183L39 184V186H36L35 184H37V183H33L32 184V186L34 185V186H36L35 187V190H37V187L39 188V189H43V188H45L46 190L45 191H47V190H50V191H52L51 193H53L54 195H56L58 198H59V200H62V201H64V202H66V206L68 207V209L66 208L64 211H60V212H62V214H63V217H62V214H60V212L58 211V210H56V209H53V212H51V213H53L52 215H54L53 217L55 218V221L53 222V223H46V221H45V223L44 222H41V220L38 222L37 220H39V219H37L36 218V220L35 219H33L34 217V215H31L33 218L32 219H30V217H29V220H27V221H22V218L24 217V215L25 214H27V213H25L24 215H23V217L21 218V220H18L19 218H16V216L14 217H10V215H9V217H10V219H5V220H7V222H11V220H12V222L11 223H13V224H8V225H10L9 226V228L8 227H6V229H5V227L3 228V227H1L2 228V232L0 231V236H2V238L5 240V242L8 244V246L9 247H11V249L12 250H16L17 251V254L19 255V256H21V258H23L25 261H26V263H28V264H76V263H78L79 264V262H78V260L85 254L86 255V252L88 251V249H89V247H90V245H91V240L95 237V235H94V237L92 238V237H90V236H88V235H91V233L95 230V228H97V226L95 225V224H97V223H107V221L108 222H110L109 221V219L111 220L113 217L115 218V220L114 221H112L111 223L112 224H114V222H116V218H117V220H119L118 219V217H115V216H117V215H119L120 213H118V214H116V213H114L115 214V216H113L112 214H111V216H108V212L110 211V210H112L111 208H112V206H111V204H110V202L109 201H107L106 199V196H105V198H103L99 193H97L96 191H95V189L96 188H93L94 190L91 192V190L92 189H90V191L87 189V190H85L84 192H82V194L80 195H74L75 197H73V198H71L73 195H72V191L70 192L69 190L67 191V190H65L64 189V186L66 187L69 183V186L71 185V181H69V182H67L66 183V181H68V178H67V180L65 179L66 178V176L69 174V173H66L67 171H69L70 173H71V169L73 168V167H71V169L70 170H67V171H64L63 169L61 170L59 167H57V171L56 172H58L59 170H61L60 172H61V175H65V178H64V176H62V177H60L61 178V180H59V177H57V175H58V173H60V172H58L57 173V175H56V177L58 178H56V177H53L52 175L54 174V171L56 170V168H55V166H53L52 168H50ZM61 167V166H60ZM121 167H122V165H121ZM130 167V166H129ZM135 167V166H134ZM173 167V166H172ZM174 167H176V165L174 166ZM182 167V168H183ZM187 167V168H186ZM223 167V168H222ZM259 167L260 166H258V169H257V172L259 171ZM41 168V167H40ZM40 168H37V170L39 169L40 170ZM44 168V167H43ZM42 168V169H43ZM55 168V169H54ZM58 168H59V170H58ZM73 168V169H74ZM79 168V167H78ZM78 168L77 169H74V173L76 174V172H75V170H78ZM82 168V167H81ZM103 168V167H102ZM117 168V167H116ZM135 168H138V167H135ZM134 168V169H135ZM161 168V167H160ZM163 168V167H162ZM179 168L180 167H178L177 168V170H179ZM181 168V169H182ZM198 168V169H197ZM197 168H191L193 171H197V170H199V168L201 169V167H197ZM1 170H2V172H5V169H6V167H3V168H0ZM54 169V170H53ZM72 169V170H73ZM87 169V168H86ZM85 169V170H86ZM108 169V168H107ZM113 169H111V170H113ZM140 169V168H139ZM156 169V168H155ZM168 169V168H167ZM175 169V168H174ZM190 169V170H191ZM162 170V169H161ZM164 170V169H163ZM173 170V169H172ZM176 170V169H175ZM234 170V169H233ZM64 171V172H63ZM84 171V170H83ZM114 171V170H113ZM174 171V170H173ZM172 171V174H170V173H168L167 175L168 176H170L171 177V175L172 176H175V177H171L172 179H174V178H176L177 177V179L178 178H180V177H178L177 175V173H179V172H175V174H177V175H175L174 174V172ZM180 171V170H179ZM182 171V170H181ZM180 171V172H181ZM193 171H189L190 173H192ZM195 171V172H196ZM202 171H203V167H202ZM217 171V170H216ZM219 171H221V170H219ZM224 171V170H223ZM222 171V172H223ZM262 171V170H261ZM40 172V171H39ZM73 172L71 173V175L73 174ZM79 172H81V171H79L78 170V173L77 174H80ZM85 172V171H84ZM95 172H97V171H95ZM117 172V171H116ZM126 173H128V171H125ZM134 171H132V173H133ZM152 172V171H151ZM163 172V171H162ZM192 173V174H196V173ZM205 172V171H204ZM226 172V171H225ZM230 172V171H229ZM63 173H66V174H63ZM99 173H100V171H99ZM112 173V172H111ZM130 173V172H129ZM136 173V172H135ZM158 173H159V171H158ZM161 173V172H160ZM189 173V174H190ZM211 173V172H210ZM217 173H219V172H217ZM227 173V172H226ZM231 173V172H230ZM234 173H236V172H234ZM233 173V174H234ZM263 173V172H262ZM24 174V173H23ZM34 174V173H33ZM36 174H38V173H36ZM39 174H41L42 175V173H39ZM83 174V173H82ZM90 174V173H89ZM114 174V173H113ZM112 174V175H113ZM120 174V173H119ZM180 174V173H179ZM191 174V175H192ZM203 174V173H202ZM216 174V173H215ZM214 174V175H215ZM260 174V173H259ZM264 174V173H263ZM28 175V174H27ZM61 175H58V176H61ZM81 175V174H80ZM85 175H86V173H85ZM96 175V174H95ZM117 175V174H116ZM120 175H122V173L120 174ZM119 175V176H120ZM124 175V174H123ZM126 175H128V174H126ZM130 175H131V173H130ZM136 175H137V173H136ZM139 175H141V174H139ZM199 175H201V173L199 174ZM211 175V174H210ZM209 175V176H210ZM218 175V174H217ZM222 175V174H221ZM220 175V176H221ZM230 176H222L221 177V179L223 180L222 182H224V183H227V181L228 180H230L231 181V183L233 184V186H234V188L235 189H238V190H241V191H243L244 189H245V187L246 186H244V181H242L241 182V180H239L238 178H237V176H236V174H235V177L233 176V178L231 177V175L232 174H229ZM23 176V175H22ZM35 176V175H34ZM33 176V177H34ZM78 176V175H77ZM135 176V175H134ZM186 176V175H185ZM187 176H188V173H187ZM219 176V177H220ZM20 177V176H19ZM29 177V176H28ZM32 177V176H31ZM42 177V176H41ZM54 179H53V178ZM68 177H71V176H68ZM98 177V176H97ZM96 177V178H97ZM116 177V176H115ZM123 177V176H122ZM159 177H161V174H160V176ZM166 177V176H165ZM165 177H164V181H167V182H165L166 183V185L167 186H169V187H165L164 189L162 188H159V190L161 189V191H160V193H159V195H160V197H161V195H163V197L162 198H160L159 197V195H158V197H157V202L155 201V199H153L154 198V195H155V193H157V192H154V195H153V200L158 204V206L156 207V209L155 210H158V212L156 213V214H153L152 213V215L151 216H149L148 218H146L147 216H145L146 214H148V211H146V208L148 207L147 206V204L149 203V204H151L150 203V201H151V197L152 196H150L149 197V199H147V200H150L149 202L148 201H146L147 202V204H146V206L144 205L145 203L144 202H141V200H140V203H144L143 205H144V207H143V209H145V211L147 212H145L143 209H141L140 207H138V211H136V213L134 214V212H135V210H134V212H133V214H134V216L132 215L131 217H134V218H132V219H134V221L137 223V226H138V228L140 229V228H144L145 226H148V227H145V229L146 228H148V230H149V233L147 234V229H146V234H147V236H153L152 238H153V240H154V238L155 239H157V237L155 236L156 234H157V236H158V238H160V236H162L161 234L159 235V227L160 226H162V225H160L161 223L164 225L163 227L166 229V232L164 231V230H162V233H163V236L161 237V239L162 238H165V236H167V235H170V236H172V237H174V239L176 240V241H178V245L180 244L181 246L182 245H185V246H187V248H186V250H188V252H187V254L188 255H190V254H194L195 255V253L197 252V253H200V254H203V251H202V249H205V253L207 254V252L208 251H212V254H214V255H209V253L210 252H208V255L210 256L209 257V259L207 260V261H209V263L208 264H229L228 263V259L227 258H225L226 256V254L224 253L225 252V250H227V252H228V250H230L233 254H231V255H233L235 258L237 257V256H239L238 254H236V252L238 251V252H240V254L242 253V247H244V245L242 244V243H247L248 241L247 240H249V239H247L246 237H248V236H245V239H247L246 240V242L244 241H242V239H244V235H242L243 233H241V232H243L244 230L243 229H241L242 228V225H243V228H245L244 226V224H243V218H242V213H244V210L242 211V213H240V215L238 214V213H236V214H234V215H230L231 217H230V219L232 220V221H234V222H231V221H228V222H230V225L229 226H231L232 224L231 223H234V225L237 223V228H229L228 226H226V223H227V221H226V218L227 217H229L228 216V214H229V212L227 213V212H225L227 209L225 208V210L223 209V210H221V208L219 209V207H220V205H222L221 207H223V204L225 205V203H221V202H223V199H222V201L220 200L217 204H216V199L217 198H212V197H218V194L220 193V195L221 194H223L222 193V191H220V190H227V188H225L224 186H222V187H220V188H218L217 190V192L215 191L216 189H214V192H216V193H214L213 192V189H211V190H204V189H200V188H198V187H195V185H194V183L196 182H193V181H189V180H191V179H189V177H187V178H185L184 176H183V179H180L181 180V182H180V180L178 179V180H172V179H170L169 177L167 178V179H165ZM191 178L193 177V176H190ZM204 177V176H203ZM213 177H215V176H213ZM231 177V178H230ZM7 178V177H6ZM36 178V177H35ZM34 178V179H35ZM38 178V177H37ZM44 178V177H43ZM63 178L65 179V181L63 180ZM109 178V177H108ZM119 178H121V177H119ZM143 178V177H142ZM147 178V177H146ZM207 178V177H206ZM218 178V177H217ZM21 179V178H20ZM26 179V178H25ZM116 179V178H115ZM128 179V178H127ZM132 178H130V180H131ZM200 179V178H199ZM211 179V178H210ZM210 179H208V180H210ZM219 179V181H217L218 183L219 182H221V180H220V178H218ZM217 179V180H218ZM24 180V179H23ZM29 180V179H28ZM37 180V179H36ZM35 180V181H36ZM63 180V181H62ZM117 180V179H116ZM116 180H115V182H116ZM129 180V181H130ZM152 180V179H151ZM162 180V181H163ZM183 180V181H182ZM193 180V179H192ZM205 180V179H204ZM208 180L206 179V181H207V183H208ZM213 180H215V178L213 179ZM213 180H210L211 181V183H213L212 181ZM262 180H264V177H263V179ZM30 181V180H29ZM47 181V182H46ZM90 181V180H89ZM93 181H94V179H93ZM111 181V180H110ZM119 181H122V180H119ZM132 181V180H131ZM142 181V180H141ZM198 181V180H197ZM205 181V182H206ZM31 183H32V180L30 181ZM34 182V181H33ZM43 184H42V183ZM65 182V183H64ZM114 182V181H113ZM133 182V181H132ZM149 182V181H148ZM160 182V181H159ZM158 182V183H159ZM199 182V181H198ZM202 182V181H201ZM204 182V183H205ZM216 182V183H217ZM261 182V181H260ZM264 182V181H263ZM64 183V184H63ZM74 183V182H73ZM89 183V182H88ZM127 183V182H126ZM142 183V182H141ZM164 183V184H165ZM189 183H191V184H189ZM200 183V182H199ZM198 183V184H199ZM216 183L214 184L213 183V187H215V186H217L216 185ZM228 183L230 184V182L228 181ZM246 183V182H245ZM24 184V183H23ZM67 184V185H66ZM119 184V183H118ZM132 184V183H131ZM148 184H150V182L148 183ZM147 184V185H148ZM161 184H162V182H161ZM202 184H203V182H202ZM258 184V183H257ZM260 184V183H259ZM259 184H258V186H259ZM29 185V184H28ZM27 185V186H28ZM73 185V184H72ZM110 185V184H109ZM113 185V184H112ZM120 185V184H119ZM142 185V184H141ZM152 185V184H151ZM151 185H149V186H151ZM155 186H156V184H154ZM158 185V184H157ZM201 185V184H200ZM207 186V185H212V184H203V186L201 185V187H204V186ZM227 185V184H226ZM254 185V184H253ZM252 184L250 185V186H253ZM262 185V184H261ZM33 186V187H34ZM117 186V185H116ZM116 186H114V187H116ZM153 186V185H152ZM154 186V187H155ZM197 186V185H196ZM199 186V185H198ZM206 186L204 187V188H206ZM220 186V185H219ZM218 186V187H219ZM231 186V185H230ZM232 186V187H233ZM244 186V187H243ZM255 186H257V185H254V187H253V189L255 188ZM29 187V186H28ZM73 187V186H72ZM111 187V186H110ZM113 187V188H114ZM132 187V186H131ZM139 187H140V185H139ZM153 187V188H154ZM158 187V186H157ZM200 187V186H199ZM210 187V186H209ZM231 187V188H232ZM243 187V188H242ZM261 187V186H260ZM64 190H63V189ZM67 188V187H66ZM105 188V187H104ZM145 188V187H144ZM152 188V189H153ZM208 188V187H207ZM216 188V187H215ZM229 188V187H228ZM234 188H233V191H234ZM38 189V190H39ZM68 189V188H67ZM72 189V188H71ZM103 189V188H102ZM127 189H129V188H127ZM150 189H151V187H150ZM155 189V188H154ZM158 189V188H157ZM230 189V188H229ZM243 189V190H242ZM263 189V188H262ZM26 190V189H25ZM30 190V189H29ZM140 190H142V188L140 189ZM159 190H156V191H159ZM245 190H249V195H250V199H252V198H254L255 200H256V205H257V202H258V200H259V198H257V195H261V193L262 192H260V193H254L252 190H250L249 188H247L246 187V189ZM256 189H254V191H255ZM31 191V190H30ZM39 191H41V190H39ZM44 191V192H45ZM49 191V192H50ZM63 191V192H62ZM66 191L67 192H70L71 193V195H69V197H67V194H69V193H66ZM74 191V190H73ZM98 191V190H97ZM119 191V190H118ZM121 191V190H120ZM139 191V190H138ZM153 191V190H152ZM224 191V192H225ZM232 191V190H231ZM232 191V192H233ZM237 191V190H236ZM260 191V190H259ZM258 191V192H259ZM263 191H264V189H263ZM42 192V191H41ZM48 192V191H47ZM60 192H62V194H60ZM107 192V191H106ZM137 192V191H136ZM141 192V191H140ZM149 192V191H148ZM219 192V193H218ZM228 192V191H227ZM230 192V191H229ZM247 192V191H246ZM24 193H25V191H24ZM27 193H29V192H27ZM46 193V192H45ZM66 193V194H65ZM120 193V192H119ZM121 193H122V191H121ZM139 193V192H138ZM142 193V192H141ZM140 193V194H141ZM153 193V192H152ZM162 193V194H161ZM244 193V192H243ZM242 193V194H243ZM14 194V193H13ZM33 194H35V193H33ZM33 194H31V195H33ZM36 194H38V196H40L39 194V192L38 191H36ZM74 194H76V193H74ZM143 194V193H142ZM147 194V193H146ZM148 194H150V193H148ZM225 194H227L226 192H225ZM256 194V195H255ZM12 195V194H11ZM29 195H30V193H29ZM30 195V196H31ZM42 195V194H41ZM61 195V196H60ZM65 195H66V198H65ZM113 195V194H112ZM114 195H115V192H114ZM117 195V194H116ZM119 195V194H118ZM134 195V194H133ZM157 195V194H156ZM219 195V196H220ZM235 195H237L236 194V192H235ZM248 195V194H247ZM37 195H33V198L35 199L36 197H38ZM64 198H63V197ZM108 196V195H107ZM120 196V195H119ZM136 196H138V195H136ZM230 196H231V194H230ZM234 196V195H233ZM241 196V195H240ZM240 196H237V198H236V200L239 202V201H241L242 200V198H243V196H242V198L240 197ZM245 196V195H244ZM27 197H29V196H27ZM44 197V196H43ZM132 197V196H131ZM143 198H144V196H142ZM156 197V196H155ZM208 197H210L211 198V202H210V200H208L207 198ZM247 197V196H246ZM30 198V197H29ZM136 197H134V199H135ZM140 198V197H139ZM139 198H137V199H139ZM160 198V199H159ZM209 198V199H210ZM222 198H223V196H222ZM224 198H225V196H224ZM229 198H231V197H229ZM115 199V198H114ZM133 199V200H134ZM136 199V200H137ZM145 199V200H146ZM215 199V200H214ZM227 198H225V200H226ZM233 199H235V198H231V200H233ZM249 199V198H248ZM253 199V200H254ZM258 199V200H257ZM31 200V199H30ZM37 200V199H36ZM40 200H41V198H40ZM108 200H109V197H108ZM144 200V201H145ZM151 201L152 202V204H153V202L154 201ZM219 200V199H218ZM230 200V199H229ZM236 200H235V203H237L236 202ZM262 200V202H264V200L263 199H261ZM38 201V200H37ZM120 201V200H119ZM118 201V202H119ZM227 201V200H226ZM248 201H250V200H248ZM260 201V200H259ZM33 202V201H32ZM40 202V201H39ZM132 202V201H131ZM130 202V203H131ZM139 202V201H138ZM154 202V203H155ZM225 202V201H224ZM229 201H227V203H228ZM242 202V201H241ZM245 202V201H244ZM252 202V201H251ZM30 203V202H29ZM119 203H121V202H119ZM123 203V202H122ZM243 203V202H242ZM250 203V202H249ZM248 203V204H249ZM124 204V203H123ZM122 204V205H123ZM133 204V203H132ZM229 204H231V203H229ZM233 204V203H232ZM251 204V203H250ZM252 204H254V202L252 203ZM251 204V205H252ZM114 205H119L118 203H114ZM138 205H139V203H138ZM238 205V204H237ZM241 205H243V204H241ZM255 205V206H256ZM22 206H24V205H22ZM121 206V205H120ZM153 207L154 206H156V205H152ZM231 206V205H230ZM236 206V205H235ZM259 206V205H258ZM257 206V207H258ZM26 207V206H25ZM29 207V206H28ZM31 207V206H30ZM115 207V206H114ZM117 207V206H116ZM115 207V208H116ZM121 207H123V206H121ZM134 208H136L135 206H133ZM225 207V206H224ZM237 207V206H236ZM235 207V208H236ZM239 207V206H238ZM250 207V206H249ZM253 207V206H252ZM22 208H24V207H22ZM115 208H113V209H115ZM118 209H119V206L117 207ZM116 208V209H117ZM155 208V207H154ZM231 208V207H230ZM242 208V207H241ZM246 208V207H245ZM259 208H261L260 210H259V213H260V215H262V219H260L261 217H259V219L260 220H264V208H263V210H262V207L261 206H259ZM258 208V209H259ZM24 209H27V208H24ZM23 209V210H24ZM32 209V208H31ZM115 209V210H116ZM117 209V210H118ZM217 209H219L218 210V212H217V214H218V216H217V214H216V216H215V213L213 212V210H217ZM247 209V208H246ZM252 209V208H251ZM116 210V211H117ZM119 210H123V209H119ZM229 210V209H228ZM227 210V211H228ZM236 210V212H237V209H235ZM240 210V209H239ZM113 211V210H112ZM111 211V212H112ZM149 211H153V210H151L150 209V207H149ZM220 211V212H219ZM232 211V210H231ZM247 211V210H246ZM246 211H245V213L244 214H246ZM23 212V211H22ZM24 212H25V210H24ZM30 212V211H29ZM110 212V213H111ZM113 212H115V211H113ZM118 212V211H117ZM124 212L126 213L127 212V210H125L124 209ZM154 213H155V211H153ZM241 212V211H240ZM18 213H19V210H18ZM18 213H16L17 215H19ZM34 213H35V211H34ZM122 213V212H121ZM124 213V214H125ZM143 213H146L145 215L143 214ZM253 213V212H252ZM256 213H258V210H257V212ZM255 213V214H256ZM22 214V213H21ZM30 214H32V212L30 213ZM65 214V215H64ZM127 214H129V212H127ZM132 214V213H131ZM8 215V214H7ZM6 215V216H7ZM28 215H29V213H28ZM39 215H41V217H45L46 218V216H43L42 214H39ZM38 215V217L40 218V216ZM51 215V216H52ZM143 215L145 216V217H143ZM227 215V216H226ZM26 216V215H25ZM30 216V215H29ZM125 216H127V215H125ZM252 216V215H251ZM251 216H248L249 218L251 217ZM18 217V216H17ZM49 217V218H48ZM48 217L46 218L48 221H49V219H50V216L48 215ZM121 217V219H122V217L123 216H120ZM161 217L162 218V220H160L159 218ZM6 218V217H5ZM16 218V219H15ZM44 218V219H45ZM64 218V219H63ZM113 218V219H114ZM125 217H123V219H124ZM127 218H128V216H127ZM255 219V220H258V219H256V217H251L250 218V221H251V224H252V222L254 221V220H252V219ZM40 219H43V218H40ZM53 219V218H52ZM132 219H130L131 220V222H133L132 221ZM5 220H4V222H5ZM10 220V221H9ZM228 220V219H227ZM53 221V220H52ZM202 221V222H201ZM220 221H222V222H220ZM224 221H226V223L224 222ZM249 221V222H250ZM7 222H6V224H7ZM121 222H123V221H121ZM121 222H116L115 224H121ZM127 222V221H126ZM201 222V223H200ZM263 222V221H262ZM261 222V223H262ZM110 223V224H111ZM123 223H125V221L123 222ZM122 223V224H123ZM128 223V222H127ZM124 224V225H126V227H127V230H128V228H131V227H129V226H127V225H129L130 223H128V224ZM217 224V226H216V224ZM256 223H258V221H256ZM256 223H254V224H256ZM260 223V225L258 224V226H260L261 227V225H262V230H264V223L263 224H261ZM2 224V223H1ZM109 224V223H108ZM200 224V225H199ZM229 224V223H228ZM227 224V225H228ZM3 225H5V223L3 224ZM2 225V226H3ZM131 225H132V223H131ZM130 225V226H131ZM133 225L135 226L136 224L133 222ZM1 226V225H0ZM110 226H112V225H110ZM115 226V225H114ZM136 226V227H137ZM151 226V227H150ZM154 226V227H153ZM233 226V225H232ZM247 226V225H246ZM256 226V225H255ZM108 227V226H107ZM115 227H118V225L117 226H115ZM122 227V226H121ZM125 227V226H124ZM123 227V228H124ZM152 228V229H150V228ZM234 227V226H233ZM101 228V227H100ZM111 228H113V227H110V229ZM238 228H240V230L238 229ZM249 228V227H248ZM252 228H254V227H252ZM257 228H259V227H257ZM114 229V228H113ZM116 229V228H115ZM160 229H162L161 227H160ZM235 229H236V233H235ZM246 229V228H245ZM261 229V228H260ZM100 230V229H99ZM117 230V229H116ZM130 231H131V229H129ZM132 230H134V229H132ZM142 230V229H141ZM230 230H231V233H229L230 232ZM237 230H239V231H237ZM254 230H255V228H254ZM96 231V230H95ZM108 231V230H107ZM106 231V232H107ZM130 231H127V232H129L130 233ZM145 231V230H144ZM161 231V230H160ZM211 231V232H210ZM241 231V232H240ZM100 232V231H99ZM102 232V231H101ZM121 232V231H120ZM132 232V231H131ZM138 232H140V231H137L136 233H138ZM156 232V233H155ZM113 233H114V231H113ZM117 233H119V232H117ZM128 233V234H129ZM135 232L133 231L132 232V234H134ZM142 233V232H141ZM213 233L215 234L214 236H213ZM245 233V232H244ZM254 233V232H253ZM94 234H95V232H94ZM102 234V233H101ZM100 234V235H101ZM103 234H104V232H103ZM102 234V235H103ZM120 234H122V233H120ZM131 234V235H132ZM140 234V233H139ZM217 234L220 236V234H221V236H220V238L223 236V238H221V240L219 239V240H217ZM92 235H93V233H92ZM108 235V234H107ZM109 235H111V233L109 234ZM116 235V234H115ZM112 236V237H110V236H108L110 239L109 240H111L110 242H113V243H116L115 241L117 240L118 241V236L116 237V236ZM124 235H126V233L124 234ZM130 234H129V236H131ZM138 235V234H137ZM141 235V234H140ZM140 235H138V236H140ZM143 235H145V233L143 232ZM90 237V238H88V237ZM129 236H125V237H129ZM134 236V238H135V235H133ZM133 236H131V237H133ZM137 236V237H138ZM155 236V237H154ZM218 236V237H219ZM225 236H227L226 238H225ZM229 236V237H228ZM251 236V235H250ZM253 236V235H252ZM259 237H260V233H259V235H258ZM119 237H121V236H119ZM130 237V239L132 240V239H134V238H131ZM171 237V238H172ZM238 237V239H236ZM242 237V238H241ZM255 237V236H254ZM262 237V236H261ZM92 238V239H91ZM96 238V237H95ZM106 238V237H105ZM112 238V239H111ZM141 238L143 239V237H142V235H141ZM146 238V237H145ZM149 238V237H148ZM148 238H147V240H148ZM151 238V237H150ZM149 238V242H150V240H152V239H150ZM171 238H167V239H171ZM239 238H241L240 240H241V244L239 243L240 241H239ZM252 238V237H251ZM258 238V237H257ZM263 238V237H262ZM261 238V239H262ZM51 239V242L52 243H50V244H48V241ZM98 239V238H97ZM100 239V238H99ZM104 239V238H103ZM107 239V238H106ZM123 239V238H122ZM121 239V240H122ZM128 239V238H127ZM136 239V238H135ZM141 239V240H142ZM173 239V240H174ZM234 239V240H233ZM252 239H254V238H252ZM264 239V238H263ZM96 240V239H95ZM95 240H93V242L95 241ZM121 240H119V241H121ZM125 240V239H124ZM146 240V239H145ZM145 240H143V243L145 242ZM146 240V241H147ZM158 240H160V239H158ZM166 240V239H165ZM173 240H171V241H173ZM260 240V239H259ZM101 241V240H100ZM100 241L98 240L97 242L100 244ZM118 241V242H119ZM126 241H128V242H125V243H121V244H123L122 246H120L122 249H124L123 251H128L129 252V254L131 255V253H133L134 252V249L132 250V252H131V250H130V247H131V244H130V242L132 243L133 241H130L129 239L128 240H126ZM137 242H139L140 240H138V238H137V240H136ZM163 241H164V239H163ZM163 241L161 242V240H160V242L163 244ZM174 242V243H177V242ZM237 241H239V242H237ZM93 242H92V244H93ZM96 242V241H95ZM96 242V243H97ZM105 242V241H104ZM122 242V241H121ZM166 242V241H165ZM164 242V243H165ZM170 241H168V243H169ZM249 242H252L253 243V241H249ZM258 242V241H257ZM259 242H261V240L259 241ZM263 242H264V240H263ZM107 243V242H106ZM120 243V242H119ZM153 243V242H152ZM154 243H156L155 241H154ZM171 243H173V242H171ZM235 243V244H234ZM98 244V245H99ZM104 244V243H103ZM102 244V245H103ZM108 244H109V241H108ZM118 244V243H117ZM136 245H138L137 243H135ZM135 244H133L132 243V246L133 247H135ZM146 243H144V245H145ZM148 244V243H147ZM150 244H151V242H150ZM159 244V243H158ZM157 244V246L159 247V245ZM170 244V243H169ZM168 244V245H169ZM236 244H239V247H240V245L242 246V247H240L241 249H240V251L238 250V249H236V247H235V245ZM261 244V243H260ZM101 245V244H100ZM100 245H99V249H100ZM120 245V244H119ZM139 245H140V242H139ZM138 245V246H139ZM143 245V244H142ZM143 245V247L144 248H142V246L140 245V247L141 248H139L141 251L140 252H142V251H146V249L147 250H149V247H147L146 245V247ZM164 245V244H163ZM166 245H167V242H166V244H165V248H166ZM180 245H179V247H180ZM258 245V244H257ZM264 244H262V246H263ZM109 246V245H108ZM110 246H111V243H110ZM113 246V245H112ZM116 246V245H115ZM118 246V245H117ZM148 246H149V244H148ZM151 247L153 246V244H151L150 245ZM154 246H155V244H154ZM153 246V248H152V250H151V248H150V250L151 251H153V249H157L158 247H154ZM177 246V245H176ZM209 246V247H208ZM238 246V245H237ZM246 246L247 247H244V248H247V249H249V248H252L251 246H256V244L254 245V244H252L251 245V243H250V247L248 246V244H246ZM46 247V248H45ZM92 247V250H94V248H93V246H91ZM91 247H90V249H91ZM95 247H97L96 245H95ZM103 247H104V245H103ZM119 247V248H120ZM137 247V246H136ZM135 247V248H136ZM163 248V246L161 245L160 246V248ZM206 247H208V249L211 247H215V249H216V252H218V253H213V251L214 250H212V249H210V250H207L206 249ZM249 247V248H248ZM257 247V246H256ZM256 247H254V248H256ZM259 247V246H258ZM146 248V249H145ZM181 248V247H180ZM182 248H183V246H182ZM42 249H44V250H42ZM103 249V248H102ZM102 249H101V251H102ZM111 249H112V247H111ZM116 249H118V248H116ZM130 251H129V250ZM138 249V247H137V250H139ZM142 249H144V250H142ZM185 248H183V250H184ZM264 249V248H263ZM92 250H91V252L90 253H92ZM106 250V249H105ZM109 249H107V251H108ZM113 250H114V248H113ZM120 250V249H119ZM136 250V251H137ZM159 250V249H158ZM157 250V251H158ZM163 250V249H162ZM206 250H207V252H206ZM220 250H221V252H220ZM254 251L256 250H258V248L257 249H253ZM117 250H115V252H116ZM123 251H120L121 253H123ZM164 251V250H163ZM167 251V250H166ZM224 251V252H223ZM229 251V252H230ZM94 252V251H93ZM95 252H97V253H99L98 251H96L95 250ZM94 252V253H95ZM106 252V251H105ZM109 252V251H108ZM118 252V251H117ZM128 252H126V253H128ZM185 252V251H184ZM228 252V253H229ZM237 252V253H238ZM251 252H253V251H251ZM41 253H44V255L43 254H41ZM89 253V254H90ZM102 253H103V251H102ZM111 254H112V251L110 252ZM109 253V255H111ZM137 253V256H138V254H139V251L138 252H136ZM135 253V254H136ZM142 253H144V252H142ZM160 254H161V251L159 252ZM257 253H259V251L257 252ZM88 254V255H89ZM100 254V253H99ZM98 254V255H99ZM104 254V253H103ZM108 254V253H107ZM148 254V253H147ZM146 254V255H147ZM149 254H150V251H149ZM156 254H158L157 252H156ZM160 254H159V256L158 255H154V253H152V255L151 256H147V257H152L153 255L155 256V258L157 257V260L156 261H158V257H161L160 256ZM223 254V256H221V255ZM260 254V253H259ZM95 255V254H94ZM106 255V254H105ZM104 255V256H105ZM115 255H118L119 256V254H116L115 253ZM113 256V257H118V256ZM122 256H123V254H121ZM133 255V254H132ZM131 255V256H132ZM140 255V254H139ZM230 255V254H229ZM228 255V256H229ZM235 255H237V256H235ZM93 256V255H92ZM100 256V255H99ZM103 256V257H104ZM130 256V257H131ZM135 256V255H134ZM197 256V255H196ZM196 256H194V257H196ZM202 256V255H201ZM204 256H206L207 257V255H204ZM221 256V257H220ZM232 256V257H233ZM241 256V255H240ZM243 256V255H242ZM83 257H85V256H83ZM86 260L88 259V256L86 255ZM95 257L97 258V255H95ZM111 257V256H110ZM121 257V256H120ZM146 257V258H147ZM15 258V257H14ZM101 258V257H100ZM100 258H98V259H100ZM154 258V257H153ZM154 258V259H155ZM192 258H193V256H192ZM204 258V260H206V258L205 257H203ZM238 258V257H237ZM236 258V259H237ZM240 258V257H239ZM83 259V258H82ZM91 259V258H90ZM88 260V262H91V260ZM93 259V258H92ZM113 259H117V258H112V260ZM121 259V258H120ZM137 259V258H136ZM144 259V258H143ZM160 259H162V258H160ZM227 259V260H226ZM230 259L231 260H233L232 262H234V261H236V260H234V259H232L231 258V256H230ZM22 260V259H21ZM84 261L83 262H86V260L85 259H83ZM93 260H95V258L93 259ZM92 260V261H93ZM117 260H119V259H117ZM122 260V259H121ZM120 260V261H121ZM146 260V259H145ZM144 260V261H145ZM150 260V259H149ZM148 260V261H149ZM80 262H81V259L79 260ZM98 261V260H97ZM114 261V260H113ZM144 261H143V263H144ZM147 261V260H146ZM148 261L147 262H145L144 264H147L148 263ZM154 261L155 260H153V264H154ZM203 261V260H202ZM87 262V263H88ZM95 262V261H94ZM123 262V261H122ZM131 262H132V260H131ZM133 262H135V258H134V261ZM132 262V263H133ZM139 262H141L140 261V259H139ZM159 262H161V261H158V264H159ZM86 263V264H87ZM93 263V262H92ZM129 263V262H128ZM135 263H137V261L135 262ZM196 263V262H195ZM199 263V262H198ZM200 263H201V261H200ZM22 264H24V263H22ZM81 264V263H80ZM89 264V263H88ZM94 264V263H93ZM116 264V263H115ZM131 264V263H130ZM134 264V263H133ZM138 264V263H137ZM157 264V263H156ZM161 264H162V262H161ZM233 264V263H232Z\"/></svg>",
    "mask_w": 264,
    "mask_h": 264
},
{
    "label": "water",
    "instance_id": "95a60500",
    "mask_svg": "<svg viewBox=\"0 0 264 264\" xmlns=\"http://www.w3.org/2000/svg\"><path fill=\"white\" fill-rule=\"evenodd\" d=\"M238 134L232 133L225 140V147H223L224 164L236 171V176L239 180L251 183L255 181H263L261 175L257 172L256 165L260 164L258 160L251 159L248 155L249 148L242 145L243 140ZM261 176V177H259ZM257 198L264 199V191Z\"/></svg>",
    "mask_w": 264,
    "mask_h": 264
}]
</instances>
